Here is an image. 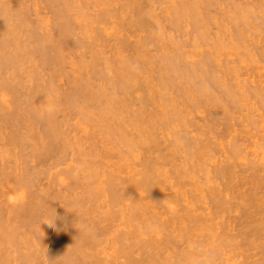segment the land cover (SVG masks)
I'll list each match as a JSON object with an SVG mask.
<instances>
[{"label":"rangeland","instance_id":"obj_1","mask_svg":"<svg viewBox=\"0 0 264 264\" xmlns=\"http://www.w3.org/2000/svg\"><path fill=\"white\" fill-rule=\"evenodd\" d=\"M8 1H10V2H8V6L11 5L12 3H13L12 5H14V6L11 5L12 7L9 6L8 8H9V11L11 10L10 15L14 17L15 22H16V20H19V19H21V20L25 19L26 20L29 17L28 19L30 21L27 20L26 22H28V23L24 22L25 27H24V25H21V23H20L21 21L18 23H20V25L22 27H24L25 32H26L27 28L28 29L34 28V31L36 30L39 36L43 33V35H41V36H43V38L46 37L45 39H47L44 42V44L48 40L49 41L52 40L51 42L46 43L45 45L47 46V44H51L50 46L49 45L48 46L49 47L54 46L55 50L52 49V52L54 50L53 54L56 52L60 53L59 55L62 56V59L60 61L61 64L58 67L56 65L55 66L51 65V68H50V66L44 65V63H42V61L39 60L40 59V53L35 51L34 48L32 49L33 46L31 47V45H30L29 47H27L28 50L24 48L26 51L24 49L21 51V54L23 56L25 54L26 57L22 61L24 63H22V62L19 63V65H20L19 68H17L18 66L16 64L17 69L13 68V69L8 70L5 68V70H7V71H5V70L0 71V80H5L8 82V79H7L8 77H9V80L10 79L12 80L13 77H15V78L17 77V79H14V80H17V81L21 80L22 81V82L21 81L19 82L20 84L21 83L22 84L19 87H17L19 90L16 92L17 96L15 93H13L14 92V91H12L13 89L11 91H9L10 90L9 87H8L9 90H7V87H1L0 86V90H1L0 91V103H1L0 104V110H2V112H3V113L0 112V117H1L0 118V124L3 125V123L6 122L7 124L6 123L5 124L8 126V122H7L8 120H6V119H8L7 114L9 116H11L12 111L15 112L16 110H19L16 112L20 113V111H21L22 114L23 113L26 114V115L23 114V116H22V114L20 113L18 116L17 115H16V117L14 116L15 119L19 118L20 115L22 117H24V118L20 117L19 121H18V119L17 120L14 119L15 121H18L17 124L20 125L19 127L17 126V128L15 126L16 122H14V126H10V125L8 127L6 125H4L5 127L0 126V128L2 127V129L0 130L2 133L0 132V135L3 134V137H4L5 135H7L5 133H10L9 131H11L12 129H14V130L16 129L15 130L16 132L13 130L14 133H16V135L19 132L18 133L19 135L22 134L24 136V134H26L28 131H33L34 130L33 128H35V130L38 128L37 130L38 131L40 130L38 133L41 134V135H39V134L35 135L33 133L34 135L32 134V136H31V133L29 132L30 134H28V136H26V135L24 137H22V135L20 136V140L18 141V142H20L19 144H16L18 142H16V143L14 142V143H10V144H8V142H7V143H5L6 145L4 144L6 147L4 148V146H3L4 149H1L2 145L0 147V149L3 150V152H4V153L2 152L4 157L2 155H0V167L5 166L4 167L5 170H6V168H8L7 170L9 172L10 171L12 172L14 169L12 174H11V172L9 174L5 173L6 175L3 174L4 177L2 175L1 176L2 181L0 180V193H1L0 194L1 195L0 196V198H1L0 199V203H1L0 207H2V208H0V213L3 214L2 218H4L2 220L6 221V216L8 214L11 215L10 213H11L12 209L14 208V206L18 203L19 199L25 198L26 196H29V194H30L31 196L34 195L36 197L35 199H33L36 202L38 201L37 199H39L40 201H44V204L46 203L45 204L46 206L50 202L49 205L53 204V206H54V204H55V206H56L55 209H57V207L60 208V206L62 208V209L61 208L57 209V211H59V213L57 211H55V213H53V214L59 216L56 219L57 222L55 220L56 223H55L54 227L50 226L54 220H52L48 216L47 213H51V211L48 210V211H46L47 215H43V216H40V217H37L34 219V223H36V224H32V226H30L28 228V229H30V231H28L26 229L27 227L26 228L25 227L20 228L19 236L21 235L24 238L29 237V239H26V240H24L22 238L23 241L25 243H27L26 241L27 240L29 241L31 239L32 240L30 242V244H31L34 240V242L32 244H34L35 247H36V244H38L37 246L40 247V251L42 250L41 249L42 248L41 246H43L42 244L52 240V236H53V239L54 238L55 239L56 238L62 239L64 237L68 238L73 234V231L77 228L75 231H79L80 229H81V231L87 230L85 232L88 233L89 235L92 234V235H90L91 238L93 237V235L95 237H97V239L95 237H93L94 238V239L92 238L93 240H91V238L89 237L90 238L89 240H91V242L89 241L90 242L89 246H91V244H92V246L91 247L85 246L83 248V254L85 255V253H87L86 255L89 254L88 256L89 257L91 256L90 259H89V257H87L89 261L85 257L87 262H90L91 259L94 260L96 257L97 258L99 257L101 260L104 258L105 262L104 261H102V262L105 264H108V262H109V264H176V263L177 264H185V263L186 264H231V263L235 264V261H237L238 259L235 261H234L235 258H233V260L232 259L229 260L230 258L226 259V260L224 259L231 254V253H229V255H227L228 250L225 251L227 254L225 252H224L225 254L219 253L218 256L221 254L219 257L218 256L213 257V256L209 255V254H212V252H211L212 247L214 248L216 243H218L217 241H219L218 238L216 240V237L214 235L220 229L216 228L214 230L213 228H211L213 231L212 232L211 229H208V230L205 229L204 230L203 228L200 229V227H198L199 229L198 228H196L195 230L193 229L192 232H190L191 231L190 230L188 232V233H190V235L189 234L186 235V233H184V226L188 222L187 219L189 218L188 217L189 216V210L195 209L193 211L194 212L193 214H197V212L200 214V212H202V210L204 208L203 205H205V206L208 205L207 203H204V201L208 202L207 201L209 199L208 196H211L210 187H211V185L212 186L214 185L213 187H216L220 181V179L217 177V175H213V174H215L216 171L212 170V169H215L214 166H216L221 161V159L223 161L226 151L228 152V150H230L229 148H231V145H232V144L231 145L229 144V143H231V138H230L231 134L232 135H233V133L238 134L239 132H242L241 130L252 131V129H253L252 127H251L252 129H250V126L248 127L245 125V124L250 125V121H249L250 117H251V120H252V117L253 118L255 117V120H256V118L258 120L264 119V99H262V98H264V88H262V90L259 88L257 90V88H255L256 87L255 85H259L261 83V86H262V84H264V81H262V80H264V64H262V63H264V60L261 61V59H260L259 61H256V59L258 60V55H257L258 52L256 50L264 51V20L260 19V17L262 18V16H264V3H262V2H264V0H259V1L258 0H256V1L255 0H211V1L210 0H203V1L202 0H197V1L192 0L193 5H191L192 4L191 0H184L185 2L182 0V3H181V0H153V1L152 0H139L140 4H138V6H139L142 14L144 13L146 16V17L144 16V19L146 18V20H144V21H146V23H144L145 24L144 26H143V24H139V23L135 22L136 21L135 19L138 18L136 16H138V13H139V12L137 13V11H135V10H139V9L138 8L135 9L136 7L132 8L129 5H127L128 2L130 3V0H119L120 2L118 0H109L110 2L109 1L107 2L106 0H105L106 2L103 0H97V1L91 0V1H95V2H91L90 0H88V1L87 0H73V1L72 0H66V1L55 0L57 2L59 1L58 4H56V2L54 3L53 0H51V1H53V3H51L50 1H47L48 4L45 2V0H41V1L36 0L37 2L35 0H31V1L30 0H13V2H11L12 0H8ZM32 1H33V3H31ZM178 1H180V2H178ZM194 1H196V3H195L196 8L194 6ZM257 1L259 4L257 3ZM15 2H16V4H14ZM25 2H26V7H25ZM34 2H36V4L38 6ZM49 2H50V4H49ZM64 2H66V3H64ZM103 2L106 3V5H108L110 7V8L107 7V9H115V10H113V12H110L112 10H108L109 12H107L106 8H105V10H104L105 12L103 15L104 17L102 16V18H99L103 14L101 12V11H103V8H104ZM85 3L86 4L88 3V4L86 5ZM107 3H109V4H107ZM121 3L124 5L122 6ZM185 3H187V4L189 3L188 5L186 4V6H187L186 12L184 11V15H186V16H184L183 14H182L183 16L182 15L176 16L177 15V13H176L177 8L179 6H181V4H183L185 6ZM21 4H22V7H21ZM66 4H67V6H65ZM198 4H199V6H197ZM16 5H17V7H16ZM53 5L56 7H53ZM115 5L118 6L117 7L118 9L112 8V6L114 7ZM174 5H176V7ZM18 6L20 9L18 8ZM44 6H46V7H44ZM173 6H174V9H173ZM191 6H194L195 10L198 11V12H195V10H194L195 15H199V14L201 15V16H198V20H200L201 22L198 20L196 22L195 20L192 19V17L193 18H196V17H194L193 14L191 13L190 8H193ZM15 7H16V11L14 9ZM71 7H73V8L71 9ZM77 7H79L80 9L79 8L77 9ZM123 7H124V9H123ZM22 8H23V12L21 11ZM55 8H56V10H55ZM65 8L66 9L69 8V11H67V12H73V13H69L72 17V19H70V28H71L70 34L68 32L65 35V36L69 37V39H67L65 41L71 42V40H72V43H71L72 45L69 44V42H67L66 45L64 44L65 42H62V45L65 46L63 48L61 43L58 44L56 41V39L58 40V42H59V39H61V41H62L64 38H62V36H63L62 31H60V30L57 31L58 29L55 26L56 25L55 13L59 10L60 11L64 10ZM119 8H120V12L118 13ZM198 8H199V10H198ZM13 9H14V11H13ZM35 9H37V10H35ZM70 9L72 11H70ZM38 10H39V12H38ZM174 10H175L176 14L174 13ZM114 11H116L117 14L114 13ZM21 12L22 13L26 12L27 14L26 13L22 14ZM34 12H36V13H34ZM86 12H87V14H85ZM121 12H123V13H121ZM39 13H40V15H38ZM46 13H47V15H45ZM109 13H110V15H109ZM133 13H134V15H133ZM187 13H188L189 17L187 16ZM13 14H15V16ZM97 14H99V15L101 14V15L99 16ZM111 14H112V16H111ZM154 14L156 15V17L154 16ZM44 16L47 17V18L45 17L47 20L45 18H43ZM97 16H98V18H97ZM134 16H135V18H132ZM202 16H203V18H202ZM13 17H12V19H13ZM21 17H23V18H21ZM32 17H33V19H32ZM93 17L94 18L96 17L97 19L96 18L94 19ZM49 18H52V19H49ZM78 18H79V20H78ZM200 18L203 20H201ZM43 19L46 21H43ZM90 19H92V20H90ZM191 19L193 20V22H191L192 21ZM34 20L36 23L34 22ZM71 20H72V22H71ZM73 20H75V22ZM251 21H252V23H251ZM260 21H262V22H260ZM54 22H55V24H54ZM78 22L79 23L81 22L80 23L81 25H78L79 24ZM85 22H87V23H85ZM198 22H200V23L204 22V23H202V25L200 27V26H198ZM22 23H23V21H22ZM44 23H45V25H43ZM200 23H199V25H200ZM253 23H254V25H253ZM35 24H37V26H38L37 28H36ZM41 24H42V27H41ZM53 24H54L55 28H54ZM148 24H149V26H148ZM196 24H197V26H196ZM125 25H127L128 27ZM249 25H250V27H249ZM79 26H81V27H79ZM101 26L103 28H101ZM131 26L133 27V29ZM88 27H89V29H87ZM99 29H100V31H99ZM59 32H61L62 34H60ZM129 32H130V34H129ZM56 33H58V34L56 35ZM91 33H93V34H91ZM50 34L53 37H51ZM150 34H152V35L150 36ZM59 35H61V36H59ZM69 35H71V37ZM94 35L97 36V39H96V36H94ZM99 35H100V37H99ZM58 36H59V39H58ZM65 36H63V37H65ZM92 36H94L93 37L94 39L92 38ZM22 38H23V36L21 37V39ZM86 39H88V41ZM91 39H93V40H91ZM104 40H105V42H104ZM128 40H129V42H128ZM140 42H142L144 44L146 43V44L145 45L143 44V47L142 48L140 47L141 49H138V50L136 49V51H137L136 52L135 48L140 45ZM253 42H255V43L257 42V44L254 45ZM103 43H105V44H103ZM260 43H262V44H260ZM53 44H56V45H53ZM120 44H122V45H120ZM131 44H132V46H131ZM100 45H101V47H98ZM135 45H137V46H135ZM172 45H173L172 48H174V49L171 48ZM56 46H58V48ZM121 46H125V47H121ZM256 46L257 47L259 46V47L256 48ZM60 48H61V50H60ZM114 48H115V50H114ZM175 49H177V50H175ZM245 49H246V51H245ZM254 49H255V51H254ZM124 50H126V51H124ZM178 50H180V51H178ZM140 53L142 54L143 57L141 56ZM205 53H207V54H205ZM33 54H34V56H33ZM100 54H101V56H100ZM104 54H107L108 56L104 55ZM210 54H211V56H210ZM241 54H243V55H241ZM38 55H39V57H37ZM136 55H138V56H136ZM165 55H168V56L170 55V56L168 57ZM174 55H175V57H174ZM98 56H99V59H97ZM122 56L125 57V58H123V60L121 58ZM163 56L166 57L165 59L172 58L174 60L173 63H174L175 67L173 66V64L170 63V61H167L168 59L166 60L167 63L164 62L165 59H163L164 58ZM177 56H179V57H177ZM106 57H110V58H106ZM127 57L129 58L131 63L129 62V60H128L129 63L127 62ZM147 57L149 60L147 59ZM181 58H183V59H181ZM201 58H202V60L200 61ZM203 58H204L205 62H204ZM210 58H212V59H210ZM254 58H255V60H254ZM117 59L118 60L121 59V60L117 61ZM132 59H134V60H132ZM208 59H210V60H208ZM89 60L94 61L93 64H94L95 69L94 68L91 69V67H93V66H91L92 63ZM142 61H143V63H142ZM210 61H211V63H209ZM86 62H89L88 63L89 65ZM95 62H97V63H95ZM108 62H110V64ZM202 62H204V63H202ZM214 62H216V63H214ZM70 63H72V64H70ZM163 63H165V64H163ZM178 63H180V64H178ZM98 64L101 66L99 67ZM108 64H109V66H108ZM112 64L115 66H113ZM122 64H124L125 66L123 65L124 66L123 67ZM193 64H195V65L193 66ZM29 65H31V67ZM146 65H147V67H146ZM158 65H159V67H158ZM180 65L182 67H180ZM184 65H187V66H184ZM205 65H207V66L209 65V67H207ZM255 65H256L257 69L255 68ZM111 66H113V67L109 68ZM171 66H172V69L170 70L169 68H171ZM62 67H63V69H60ZM141 67H143V68H141ZM201 67H203V68H201ZM204 67H207L208 71H207V68H204ZM234 67H236V68L234 69ZM247 67H249V68H247ZM134 68H136V69H134ZM213 68H215V69H213ZM14 69H16V70L19 69V70L17 72ZM24 69L26 70L25 72H24ZM32 69H33V71H32ZM53 69H54V71L57 70L58 72L57 71L54 72ZM115 69H117V70L119 69V70L116 71ZM159 69H160V71H158ZM228 69H231V70H228ZM255 69L257 72L255 71ZM39 70H41V71H39ZM64 70H66V71L64 72ZM95 70H96V75H95ZM110 70H111V72H110ZM127 70H129V73L131 75L128 74ZM144 70H146V71H144ZM154 70L156 71V73ZM184 70H187V72ZM132 71H134V73L137 75L135 76V74ZM142 71H143V73H142ZM198 71H200L201 74H199L200 72H198ZM217 71H220V72H217ZM248 71L251 73H249ZM63 72L65 73L64 75L66 76V78H64L65 76H63ZM98 72H99V74H98ZM103 72H104V74H103ZM126 72L128 74V75H126V77H129L127 79L125 77ZM152 72H154V73H152ZM182 72H186V74L182 73ZM209 72H211V73L209 74ZM215 72H217V73H215ZM91 73H92V75H91ZM158 73H160L161 75ZM164 73H166V74H164ZM179 73H180V75H179ZM188 73H189V75H188ZM10 74L12 75V77ZM14 74L16 76H14ZM102 74L105 76V78H104V76H102ZM106 74L107 75L110 74L112 76L109 75L107 77ZM121 74H123V75H121ZM170 74L171 75L173 74V76L171 77ZM182 74H184L185 77ZM258 74H259V77H258ZM1 75L3 77H1ZM21 75H22V77H21ZM50 75H55V79L57 77L56 80L54 79V82H57L59 85H57V83L53 82L52 87H51V84H52L51 83L50 87H47V89H44L43 87H45V85L47 86V81L49 82V79L52 78V77H50ZM57 75H60V76H57ZM100 75L102 78L100 77ZM162 75H166V77L165 76L163 77ZM70 76L72 79H70ZM93 76H94V78H93ZM137 76H138V78H137ZM191 76L194 78H191ZM221 76H223V77H221ZM131 77H133V79H131ZM36 78H38V79H36ZM116 78L118 81L116 80ZM135 78H137V80ZM183 78L184 79L186 78V79L183 80ZM221 78H222V80H221ZM22 79H24L26 81L23 82ZM77 79L81 83V85L78 84ZM108 79L109 80L111 79V80L109 81ZM123 79L125 82L127 81L126 83L128 85H130V87H132L133 90H130L129 88L125 87L127 84L124 83ZM178 79H180V80H178ZM191 79H192L193 83H192ZM248 79H249V81H248ZM259 79L260 80L262 79L261 80L262 82ZM66 80H70V81H66ZM103 80H104V82H103ZM139 80H141V81H139ZM153 80H154V82H151ZM172 80L175 82L177 81V82L174 83ZM220 80L223 83H225V85ZM251 80H256V81L258 80L259 82L257 81L258 82L257 83L255 81H253L254 84H252L250 82ZM129 81L134 82V83H130ZM167 81H169V82H167ZM187 81H189V83ZM194 81H196V83ZM115 82H117V83H115ZM122 82L124 83L125 86L122 84ZM203 82L207 83V84H204ZM72 83H74L75 85L76 84L79 85V88L77 87V89H78L77 91L73 90L72 87L74 84H72ZM163 83H167V84L170 83V84L165 85ZM184 83H186V84H184ZM55 84H56V88H55ZM121 84H122V86H121ZM150 84H152L151 87H150ZM156 84H157V86H156ZM176 84H178V85H176ZM195 84H196V86H195ZM208 84H209V86H208ZM40 85H41V87H40ZM117 85H120L121 87L117 86ZM140 85L142 86V88ZM188 85L190 86L189 88H188ZM219 85H222V86H219ZM241 85H242L243 90L241 87H239ZM23 86H24V88H23ZM66 86L70 87V89H67ZM135 86H140V87L136 88ZM133 87L135 88V91H134ZM175 87H176V89H174ZM197 87H198V89H197ZM248 87H250V88L248 89ZM53 88H55V89H53ZM61 88H64L65 90L64 89L62 90ZM87 88L90 90H87ZM208 88H209V90H207ZM217 88H219L220 90H218ZM221 88H223L225 90V92ZM98 89L100 91L102 90L101 95L96 94L97 99H96V97L94 99H92V97H90L91 93L95 94L94 92H96ZM146 89H147V91H146ZM160 89H161V91L159 92ZM182 89L184 90L183 92H185L187 94L183 93ZM202 89L205 90V92L202 91ZM252 89H256L259 92L254 90L255 94H253V91H250ZM37 90H41V91L43 90V94L41 91H37ZM84 90H85V92H84ZM143 90H144V93H142ZM151 90H152V92H151ZM179 90H180V92H179ZM228 90H230V91H228ZM22 91H24V92L22 93ZM25 91H26V93H25ZM36 91H37V93H35ZM64 91H67V93L66 92L64 93ZM69 91H70V94H69ZM78 91H80V92H78ZM154 91H155V93H154ZM197 91H198V93H197ZM207 91L208 92L212 91V92L208 93ZM241 91L242 92L245 91V93H242ZM249 91L252 93V95H251V93H249ZM20 92L23 95L22 94L20 95ZM38 92H40V93H38ZM77 92L80 94V96H78L79 94ZM199 92H201L202 94H200ZM231 92H233L234 94ZM73 93H74V96H76L75 98L74 97L71 98ZM131 93H133V94H131ZM163 93H164V95H163ZM24 94H26V95H24ZM41 94L43 95V97H42L43 102L45 100H47V101L49 100L48 104L50 103L51 106L54 107L56 110L55 115H57V118H56V116H55V118L58 119V121H59L58 126H59V123L61 124V127L60 126L59 127L57 126V127L59 128V130L63 129V131H60L61 134L59 133L60 136H62V137L58 136L59 134L55 133V135L58 136L59 140L57 139V137L55 138V136H54L53 139H55V140H52V141L55 142L58 140V142H57L58 144L54 143L55 144L54 146H56V144H57L58 145L57 147L62 146L63 149H61V151H58V150H56L58 148L53 147V149L55 148V152H54V150L52 151V153H54V154L51 156L48 155L49 158L46 156L47 155L46 154L45 158H44V159H46V157H47L48 159H46V160L42 159L44 157L43 156L44 154L41 155L42 157L40 156L41 158L39 157L38 159H40L42 161L39 162L40 160H38L37 158H33L34 157L33 153L31 155L30 152L34 151L33 150V149H35L34 147L37 148L39 146V145H37L38 144L37 142L40 141V139L41 140L44 139L43 138V132L41 133V129H40L43 126L41 127L40 122L39 123L35 122V124H33V123L32 124L36 125V126L32 127V130H30L31 129L30 127L33 125H30L31 123H29L30 126H28V124H26L28 121H26V120L29 117V116L27 117V113L29 112V108H32L35 110L38 109L39 111H42L40 109V107L42 109H46L47 102L46 103L44 102L45 103L44 104L41 101L42 100ZM58 94L61 95V97ZM144 94L149 100L144 96ZM167 94L169 95L168 97H166ZM191 94H192L193 98H192ZM19 95L22 97H20ZM44 95H45V97H44ZM183 95H184V97H183ZM208 95L212 96V97L214 95L215 96H214V98H212V97H208ZM232 95L233 96L235 95V97H233ZM247 95H248V97H247ZM23 96H25V97H23ZM55 96H56V99H55ZM98 96H99V98H98ZM110 96H111V98H110ZM181 96L183 98H181ZM190 96H191V99H190ZM258 96H259V99H258ZM64 97H66L67 101L65 100ZM67 97H69V98H67ZM232 97H233V99H232ZM145 98H146V100H145ZM150 98L151 99L153 98V99L151 100ZM167 98H169V99H167ZM205 98L209 102H207V100ZM57 99H58V105L56 106V104H57L56 100ZM73 99H74V101H73ZM116 100H118V101H116ZM123 100H124V102H123ZM140 100L142 102H140ZM159 100H161L162 102ZM17 101L18 102L21 101V102L17 103ZM53 101L56 103L54 106H53V104H54ZM136 101H138V102L135 103ZM148 101H150V103ZM151 101L152 102L156 101V102L152 103ZM23 102L25 103V105ZM103 102H104V104H103ZM119 102H122V105ZM159 102H161V103H159ZM211 102H213V103H211ZM219 102L220 103L223 102V103L220 104ZM110 103L112 104V106H110ZM167 103H169V104H167ZM218 103L220 105H218ZM13 104L15 106H13ZM144 104L146 105V107ZM19 105L21 106L22 109L20 108ZM164 105H166V106H164ZM193 105H195V106H193ZM221 105H223V106L220 107ZM48 106L50 107V105H48ZM175 106L177 109L174 108ZM34 107H36V108H34ZM118 107H120V108H118ZM3 108H4V110H3ZM17 108H19V109H17ZM106 108H107V110H106ZM169 108H171L170 111L168 110ZM108 109H109V111H108ZM147 109H148V111H147ZM160 109L162 110V112ZM178 109H180V110H178ZM25 110L28 112H26ZM113 110H115V111L113 112ZM139 110H142L141 112H143L142 113L143 116L140 115V117L137 116V118L135 117V119H134L133 118L134 117L133 115H135L134 112L137 111L136 112V114H137L140 112ZM210 110H212V111H210ZM228 110H230V111H228ZM104 111H106L107 113ZM150 111H152L153 113ZM200 111H202V112H200ZM224 111H225V113H224ZM157 112L162 113V114H159V113L157 114ZM164 112H166V115H164L165 114ZM198 112H199V114H198ZM230 112H231V114L233 113L234 115L232 114V116H231ZM4 113H6L7 118L5 117V115H2ZM62 113H63V115H62ZM177 113H179V114H177ZM200 113H201V115H200ZM184 114H185V116H184ZM210 114L211 115L213 114V115L211 116ZM228 114H229V116H228ZM1 115L5 118V120H1V119H4V118H2ZM158 115H160V116H158ZM163 115L167 116L169 119L164 117ZM64 116H65V118H64ZM131 116L133 119L131 118ZM157 116H158V118H157ZM205 116L206 117L208 116V117L206 118ZM247 116H248V118H247ZM127 117L129 120L127 119ZM59 118L61 120H59ZM239 118H241L243 120V122L240 121L241 119H239ZM23 119H25V120L23 121ZM130 119H132L133 121ZM158 119H160V120L158 121ZM135 120H137V121H135ZM142 120H144V123ZM211 120H213V121H211ZM247 120L249 121V123L247 122ZM113 121H114V123H112ZM124 121H125V123H124ZM147 121H148V123H147ZM234 121H236V122H234ZM29 122H32L30 120V118H29ZM141 122H142V124H141ZM189 122H191V123H189ZM23 123H25L26 126H28V128L25 126V124L23 125ZM223 123H226V124L223 125ZM188 124H189V126H188ZM21 125H23L24 127ZM63 125H65V126H63ZM134 126H135V129H134ZM147 126L152 127V128L149 127L152 130V132L150 131V129ZM245 126L247 128H249V130L246 129ZM6 128H9V129H6ZM117 128L119 129L120 132L117 131L118 130ZM199 128H200V130H199ZM242 128H244V129H242ZM64 129H66L67 131ZM233 129H235V130L233 131ZM5 130H7V131H5ZM25 130L26 131L28 130V131L26 133L24 132V134H23L22 132ZM37 130H36V133H37ZM136 130H138V133ZM204 130H206V131H204ZM228 131H230L229 134L227 133ZM253 132H254V129H253ZM65 133L68 135H66ZM223 133H224V135H223ZM237 134H235V136L239 135V137H241L240 136L241 133L238 135ZM120 135H122V136L120 137ZM134 135H136V136H134ZM209 135H211V136H209ZM138 136H140V137H138ZM122 137H123V139H122ZM239 137L236 138L237 139L236 142L240 144L244 140L241 141V139H239ZM37 138H39V139H37ZM67 138H69V139H67ZM144 138L147 142L144 140ZM218 138H221V139H218ZM229 138H230V140H229ZM1 139H2V136L0 137V142L4 143V140H1ZM131 139H133V140H131ZM136 139H137V141H136ZM156 139H157V141H156ZM180 139H181V141H180ZM205 140H206V142H205ZM133 141L135 144L133 143ZM138 141H140L141 143H138ZM149 141H150V143H149ZM5 142H6V140H5ZM39 143H42V141H40ZM144 143H146V144H144ZM147 143H148V145H147ZM199 143H202V144L207 143L208 146L206 149L208 152L207 151L205 152L206 149H203V148L200 149L201 152L199 149H195L194 147L198 146ZM249 143H250V141H247V140H246V142L244 141V143H241L240 145L242 147L239 145V147H241V150L239 149L241 151V153L238 150L239 153L236 154L237 157H236V155L234 156V160H235V158H238V156H240L237 161H240L239 163L242 165V167H243L244 162L246 163L249 161L248 159H250V158L254 159L255 151L253 153V149L251 148L252 144L250 145ZM64 144H66V145H64ZM195 144H197V145H195ZM14 145H16V146L19 145V146L16 147ZM244 145H245V147H244ZM22 148H23V150H22ZM17 149L19 151H17ZM59 150H60V148H59ZM154 150H155V152H154ZM190 150L193 152H191ZM7 151H9V153ZM247 152H248V154H247ZM6 153H8V154H6ZM19 153H21V154L18 155ZM26 153H27V157H26ZM196 153H198V154H196ZM159 155H161V157ZM220 155H223V156H220ZM255 155H256V153H255ZM14 156H16V157H14ZM13 158H14V162L12 161ZM240 158L241 159L244 158L245 160L244 159L241 160ZM255 158H256V156H255ZM33 159L34 160L37 159L38 162L34 161ZM16 160H18L17 164H16ZM161 160H162V162H160ZM185 160H187V161H185ZM183 161H185V162H183ZM180 162H182L184 164H182ZM36 163L38 164V166ZM147 163L151 164V166H150L151 168L146 167ZM239 163L237 166H235L236 167L235 169L239 168V166H240ZM26 164H28V166L30 164V166L28 168H26V169H28L27 170L28 175H27V173H24L25 170L23 169L24 167H27ZM39 164H40V167H39ZM55 164H57V165H55ZM213 164H216V165H213ZM10 165L13 168H11V167L9 168ZM31 165H33V166H31ZM47 165H49L50 167ZM51 165H53V166H51ZM45 166H46V168H45ZM180 166L183 168H181ZM177 167H180V169ZM185 167L188 169H186ZM139 168H140V170H139ZM32 169L34 171L36 170L38 172H36V171L34 172ZM137 169H138V171H137ZM175 169L176 170L182 169L181 173L182 172L183 173L181 174L182 175L181 177L180 176L177 177V175L175 174V172H176ZM147 170H149V171H147ZM213 171H215V172L213 173ZM32 172H34V173H32ZM144 172H145V174H144ZM153 172H154V174H152ZM186 172L188 173V175ZM173 173L175 174V176ZM184 173H185V175H187L186 177H183V176H185ZM10 174H11V177H10ZM22 174H24L26 179L33 174L32 177H30V178H31V182L34 181L33 182L34 184L30 185L26 182L27 184L23 183V185H22L21 183L19 184V182L18 183L16 181L14 182V180L17 179L16 177L20 176V175L22 177ZM130 175H131V177H130ZM144 175L146 177L148 175L147 178L149 180L152 179V180H154V182H156L158 184V188H157L158 190L156 189L157 191L153 192V191H150L149 189H147V186L145 185L146 183L144 181L146 178L143 179V182L139 181V179L141 180L142 177H145ZM7 176H9V177H7ZM14 176H16L15 179L12 178ZM37 176H38V178H37ZM128 177H129V179L130 178L131 179L129 180ZM206 177H207V179H206ZM8 178L9 179L12 178L10 180V182L12 181L13 184L10 187L7 186L8 185V182H7ZM18 178H20V177H18ZM32 178H33V180H32ZM211 179H213L214 182H212ZM3 180H4V182H3ZM119 182H121V184ZM171 182H172V184H171ZM198 182H199V185H198ZM208 182H210V183H208ZM204 183H206V185ZM124 184L127 186H125ZM28 186H29V188H28ZM124 186H125V188H123ZM161 187H162V189H160ZM204 187H205V189H204ZM195 189H197V190H195ZM29 190H31V192ZM35 190H38V191H35ZM114 190L116 193L114 192ZM200 190H201V192H200ZM194 191H196V193ZM51 192L53 193V195ZM192 192H193V194H192ZM40 193H41V195H40ZM113 193H115L116 195H113ZM162 193H164V194H162ZM201 193H203V195ZM57 194H58V197H56ZM154 195H155V198H154ZM192 195L193 196L196 195V197L195 196L193 197ZM206 195H207V197H206ZM50 197H51V200L49 199ZM154 199L156 200L155 202H154ZM46 200H49V201H46ZM77 201L79 204L77 203ZM194 201H195V203H194ZM200 202L202 204H200ZM197 203H199L200 206ZM140 204H141V206H140ZM194 204H196V206ZM201 205L203 208H201ZM53 206L51 205V207H53ZM69 207H71V208L69 209ZM189 207H191V209ZM7 208H8V212H7ZM72 209H76V211L73 212ZM135 209L137 210L136 213H135ZM200 209H202V210H200ZM9 210H11V211L9 212ZM69 210H70V213H69ZM185 210H186V212H185ZM206 210L209 211V209H206ZM206 210H205V212H206ZM60 211H61V213H60ZM202 213H204V210ZM134 214H136V215L134 216ZM173 217H174V219H173ZM184 218H185V220H184ZM78 219H79V221H78ZM217 219L220 220L221 218H217ZM35 220H36V222H35ZM47 220H49V222H47ZM66 220L67 221L70 220V222H67ZM4 221H2V222H4ZM174 222H175V224H174ZM184 223H185V225H184ZM67 224H69V225H67ZM75 224H77V225H75ZM40 225H42V226H40ZM69 226H71V227H69ZM82 226L84 229L80 228ZM179 226H180V228H179ZM33 227H35V228H33ZM67 227H69V228H67ZM85 227H86V229H85ZM178 229H180V230H178ZM181 229L183 230L182 232H181ZM23 230H27L28 233H25ZM88 230H89V232H88ZM21 231L23 232V234L25 233L26 235H22V233L20 234ZM48 231H49L50 235L47 234ZM52 231H54V234L52 233ZM70 231H72V232H70ZM90 232H93L96 235L93 233H90ZM170 232H171V234H170ZM51 234H53V235H51ZM65 234H67V235H65ZM19 236H16V237H19ZM21 236L19 237L20 241H18L20 243L17 242L18 238H16L15 242L13 239L12 243L10 241L9 244H8V241L5 242L6 244L2 243V246H4L3 248H6L7 252L8 251H11V252L14 251L12 253L10 252L9 254H7V252H6L7 256L8 255L11 256V259L13 257H18L17 254L19 255V253H21V254L26 253L25 251H31V249L34 248V246H33L32 248L30 247L31 249L26 250V248L29 246L26 247L25 243L22 242V240H21ZM45 237L47 238V240H45L46 239ZM170 240H171V242H170ZM93 241H95V242L93 243ZM158 242H159V244H158ZM0 244H1V242H0ZM7 245L10 247H8ZM18 247L21 251L20 250L18 251V249H17ZM86 247H87V249H86ZM21 248L25 249L24 252H23V249H21ZM151 248H153V249H151ZM193 248H194V250H193ZM15 249H17V250L15 251ZM37 249L38 248H36L35 250H37ZM179 249H182V250H179ZM84 250L87 252H85ZM91 250H93V251H91ZM0 252H2V251H0ZM38 252H39V250L36 251V253H38ZM220 252H222V250ZM97 253H99V254H97ZM182 253L183 254L185 253V254L182 256ZM35 255H37V254H35ZM95 255H97V256H95ZM9 256L7 257L8 260H9ZM92 256H94V257H92ZM100 256H102L103 258ZM2 258H3V256H2ZM37 258H38V256L36 257V260L34 263L37 264L38 262L39 263L43 262V260L41 258L40 259L38 258L39 261H37ZM4 259H5V257H4ZM11 259L9 261L7 260L9 264H10ZM13 261H15V260L13 259ZM13 261L11 262V264L15 263ZM17 261L19 262L18 259L16 260V263H17ZM22 264H25V263L23 262ZM26 264H27V262H26ZM42 264H44V263H42Z\"/></svg>","mask_w":264,"mask_h":264},{"label":"bare ground","instance_id":"obj_2","mask_svg":"<svg viewBox=\"0 0 264 264\" xmlns=\"http://www.w3.org/2000/svg\"><path fill=\"white\" fill-rule=\"evenodd\" d=\"M31 1V0H30ZM36 1V0H35ZM39 1H41V0H39ZM47 1H50L51 3H53V1H54V3L56 2V4H58V2L59 1H61V0H59L58 2L57 1H55V0H53V1H51V0H45V2L47 3ZM64 1H66V0H64ZM73 1V0H72ZM88 1V0H87ZM91 1V0H90ZM97 1V0H96ZM103 1H105V0H103ZM107 2L109 1V0H106ZM105 1V2H106ZM119 1V0H118ZM153 1V0H152ZM184 1V0H183ZM197 1V0H196ZM196 1H194V6L196 5L195 3H196ZM203 1V0H202ZM211 1V0H210ZM209 1V2H210ZM256 1V0H255ZM259 1V0H258ZM258 1H257V3H258ZM8 2H10V1H8V0H0V71L2 70H5V68L6 69H13V68H16V64H17V68H19V63L20 62H22L23 60H24V58L26 57L25 56V54H24V56L21 54V51L25 48V49H27V47H29L30 45H31V47H32V49L34 48L35 49V51H37L38 53H40V61H42V63H44V65H47V66H50V68H51V65H53V66H59L61 63H60V61H61V59H62V56H60L59 54L60 53H58V52H56V53H54L53 54V52H54V46H51V47H49L51 44H47V46L45 45L46 43H49V42H51L52 40H48L45 44H44V42L47 40V39H45L46 37H44L43 38V36H41V35H43V33L39 36L38 35V33H37V31L35 30L34 31V28L32 29H28L27 28V30H26V32H25V29H24V27H25V25H24V22L25 23H28V22H26L27 20H29L28 18L24 21L23 19L21 20V19H19V20H16V22H15V19H14V17L13 16H11L10 14H11V10L9 11V6H11V5H9L8 6ZM11 2H13V0L11 1ZM37 2V1H36ZM36 2H34L35 4H36ZM43 2V1H42ZM41 2V3H42ZM50 2H49V4H50ZM91 2H95V1H91ZM110 2V1H109ZM117 2V1H116ZM120 2V1H119ZM138 2V3H137ZM178 2H180V1H178ZM185 2V1H184ZM191 2H192V0H191ZM199 2V1H198ZM208 2V3H209ZM262 2V1H261ZM22 3V2H21ZM31 3H33V1L31 2ZM64 3H66V2H64ZM115 3V2H114ZM113 3V4H114ZM127 3V2H126ZM131 3V4H130ZM130 3L128 2V4L127 5H129L130 7H132V8H135V9H139V10H135V11H137V13H138V16H136V17H138L137 19H135L136 21V23H139V24H143V26L145 25L144 23H146V21H144V20H146V18L144 19V16H145V14L143 13L142 14V12H141V10H140V8H139V6H138V4H140L139 3V0L137 1V0H130ZM181 3H182V0H181ZM190 3V2H189ZM188 3V4H189ZM201 3V2H200ZM205 3V2H204ZM262 3H264V2H262ZM10 4V3H9ZM14 4H16V2L14 3ZM23 4V3H22ZM22 4H21V7H22ZM43 4V3H42ZM48 4V3H47ZM46 4V5H47ZM55 4V5H56ZM83 4V3H82ZM86 4V3H85ZM88 4V3H87ZM86 4V5H87ZM107 4H109V3H107ZM112 4V3H111ZM122 4V3H121ZM186 4L187 3H185V6L183 5V4H181V6H177L178 8H177V15L176 16H180V15H184V11L186 12V10H187V6H186ZM187 4V5H188ZM210 4V3H209ZM259 4V3H258ZM33 5V4H32ZM31 5V6H32ZM37 5V4H36ZM64 5V4H63ZM79 5V4H78ZM92 5V4H91ZM104 5V6H103ZM103 11H101L103 14L101 15V17H99V18H102V16L104 15V10H105V8H106V11L107 12H109L108 10H112V11H110V12H113V10H115V9H107V7H109L108 5H106V3H104L103 2ZM106 5V6H105ZM124 4H122V6H123ZM144 5V4H143ZM142 5V6H143ZM180 5V4H179ZM191 5H193V2H192V4ZM201 5V4H200ZM12 6H14V5H12ZM11 6V7H12ZM24 6V5H23ZM38 6V5H37ZM50 6V5H49ZM48 6V7H49ZM65 6H67V4L65 5ZM85 6V5H84ZM89 6V5H88ZM116 6V5H115ZM113 7L112 6V8H117L118 6H116V7ZM175 7H176V5H174ZM174 6H173V9H174ZM194 6H191V7H193V8H190L191 9V13L193 14V16L194 17H196V18H193L192 17V19L193 20H195L196 22H197V20H198V16H201L200 14L199 15H195V12H198V11H196L195 10V8H196V6H195V8H194ZM197 6H199V4L197 5ZM16 7H17V5H16ZM16 7L14 8L15 9V11H16ZM25 7H26V2H25ZM29 7V6H28ZM34 7V6H33ZM32 7V8H33ZM43 7V6H42ZM44 7H46V6H44ZM53 7H56V6H54L53 5ZM60 7V6H59ZM100 7V8H101ZM121 7V6H120ZM129 7V8H130ZM18 8H19V6H18ZM64 8V7H63ZM73 7H71V9H72ZM79 7H77V9H78ZM110 8V7H109ZM14 9H13V11H14ZM20 9V8H19ZM29 9V8H28ZM34 9V8H33ZM58 9V8H57ZM70 9V11H72ZM80 9V8H79ZM118 9V8H117ZM123 9H124V7H123ZM122 9V10H123ZM150 9V8H149ZM26 10V9H25ZM32 10V9H31ZM35 10H37V9H35ZM40 10V9H39ZM39 10H38V12H39ZM44 10V9H43ZM54 10V9H53ZM55 10H56V8H55ZM54 10V11H55ZM75 10V9H74ZM148 10V9H147ZM152 10V9H151ZM150 10V11H151ZM194 10H195V12H194ZM198 10H199V8H198ZM22 12H23V8H22V10H21ZM41 11V10H40ZM67 11H69V8H65L64 10H59V11H57L56 13H55V17H56V28L58 29L57 31H62V33L61 32H59L60 34H62L63 36H65L66 35V33H68L69 32V34H70V19H72V17H71V15L69 14V13H73V12H67ZM81 11V10H80ZM96 11V10H95ZM94 11V12H95ZM100 11V10H99ZM125 11V10H124ZM133 11V10H132ZM21 12V13H22ZM44 12V11H43ZM76 12V11H75ZM85 12V11H84ZM106 12V13H107ZM120 12V8H119V10H118V13ZM131 12V11H130ZM134 12V11H133ZM188 12V11H187ZM190 12V11H189ZM194 12V13H193ZM200 12V11H199ZM17 13V12H16ZM24 13H26V12H24ZM24 13H22V14H24ZM30 13V12H29ZM28 13V14H29ZM34 13H36V12H34ZM53 13V12H52ZM80 13V12H79ZM78 13V14H79ZM105 13V14H106ZM114 13H116V11H114ZM121 13H123V12H121ZM174 13H175V10H174ZM175 13V14H176ZM27 14V13H26ZM85 14H87V12L85 13ZM95 14V13H94ZM113 14V13H112ZM112 14H111V16H112ZM117 14V13H116ZM173 14V13H172ZM14 16H15V14H13ZM38 15H40V13L38 14ZM45 15H47V13L45 14ZM97 15H99V14H97ZM99 15V16H100ZM107 15V14H106ZM109 15H110V13H109ZM124 15V14H123ZM127 15V14H126ZM130 15V14H129ZM133 15H134V13H133ZM132 15V16H133ZM182 15V16H183ZM19 16V15H18ZM32 16V15H31ZM37 16V15H36ZM35 16V17H36ZM50 16V15H49ZM74 16V15H73ZM79 16V15H78ZM83 16V15H82ZM85 16V15H84ZM88 16V15H87ZM95 16V15H94ZM154 16L156 17V15L154 14ZM174 16V15H173ZM184 16H186V15H184ZM187 16H188V13H187ZM205 16V15H204ZM207 16V15H206ZM259 16V15H258ZM12 17H13V19H12ZM34 17V18H35ZM40 17V16H39ZM46 16H44L43 18H45ZM71 17V18H70ZM104 17V16H103ZM146 17V16H145ZM189 17V16H188ZM260 17V16H259ZM21 18H23V17H21ZM25 18V17H24ZM47 18V17H46ZM45 18V19H46ZM77 18V17H76ZM87 18V17H86ZM94 18V17H93ZM96 18V17H95ZM94 18V19H95ZM97 18H98V16H97ZM96 18V19H97ZM106 18V17H105ZM132 18H135V16L134 17H132ZM131 18V19H132ZM150 18V17H149ZM179 18V17H178ZM202 18H203V16H202ZM257 18V17H256ZM255 18V19H256ZM18 19V18H17ZM32 19H33V17H32ZM49 19H52V18H49ZM191 19V20H192ZM201 19V18H200ZM207 19V18H206ZM209 19V18H208ZM254 19V18H253ZM260 19H262V20H264V16H262V18L260 17ZM37 20V19H36ZM47 20V19H46ZM46 20H44L43 19V21H46ZM78 20H79V18H78ZM81 20V19H80ZM90 20H92V19H90ZM178 20V19H177ZM193 20L191 21V22H193ZM201 20H203V19H201ZM21 21V22H20ZM22 21H23V23H22ZM30 21V20H29ZM42 21V20H41ZM74 22H75V20H73ZM94 21V20H93ZM98 21V20H97ZM198 21H200V20H198ZM18 22H20L21 23V25H24V27H22L21 25H20V23H18ZM34 22H35V20H34ZM40 22V21H39ZM71 22H72V20H71ZM77 22V21H76ZM95 22V21H94ZM133 22V21H132ZM153 22V21H152ZM178 22V21H177ZM201 22V21H200ZM200 22H198V26H200L201 27V25H202V23H204V22H202V23H200ZM207 22V21H206ZM254 22V21H253ZM257 22V21H256ZM260 22H262V21H260ZM31 23V22H30ZM36 23V22H35ZM38 23V22H37ZM43 23V22H42ZM47 23V22H46ZM51 23V22H50ZM79 23V22H78ZM81 23V22H80ZM78 24V25H81V24ZM83 23V22H82ZM85 23H87V22H85ZM91 23V22H90ZM149 23V22H148ZM199 23H200V25H199ZM251 23H252V21H251ZM49 24V23H48ZM54 24H55V22H54ZM54 24H53V26H54ZM76 24V23H75ZM98 24V23H97ZM176 24V23H175ZM250 24V23H249ZM261 24V23H260ZM32 25V24H31ZM36 25V28L38 27L37 26V24H35ZM43 25H45V23L43 24ZM50 25V24H49ZM48 25V26H49ZM77 25V26H78ZM177 25V24H176ZM204 25V24H203ZM253 25H254V23H253ZM55 26H54V28H55ZM125 26H127V25H125ZM124 26V27H125ZM137 26V25H136ZM147 26V25H146ZM148 26H149V24H148ZM196 26H197V24H196ZM206 26V25H205ZM248 26V25H247ZM256 26V25H255ZM27 27V26H26ZM41 27H42V24H41ZM50 27V26H49ZM79 27H81V26H79ZM78 27V28H79ZM86 27V26H85ZM97 27V26H96ZM128 27V26H127ZM132 27V26H131ZM204 27V26H203ZM249 27H250V25H249ZM252 27V26H251ZM30 28V27H29ZM44 28V27H43ZM52 28V27H51ZM101 28H103L102 26H101ZM47 29V28H46ZM82 29V28H81ZM87 29H89V27L87 28ZM86 29V30H87ZM92 29V28H91ZM90 29V30H91ZM132 29H133V27H132ZM142 29V28H141ZM150 29V28H149ZM148 29V30H149ZM258 29V28H257ZM24 30V31H23ZM80 30V29H79ZM96 30V29H95ZM103 30V29H102ZM139 30V29H138ZM153 30V29H152ZM259 30V29H258ZM41 31V30H40ZM48 31V30H47ZM56 31V30H55ZM88 31V30H87ZM99 31H100V29H99ZM142 31V30H141ZM155 31V30H154ZM22 32V33H21ZM36 32V33H35ZM42 32V31H41ZM52 32V31H51ZM80 32V31H79ZM89 32V31H88ZM98 32V31H97ZM25 33V34H24ZM49 33V32H48ZM47 33V34H48ZM82 33V32H81ZM84 33V32H83ZM134 33V32H133ZM146 33V32H145ZM45 34V33H44ZM58 33H56V35H57ZM89 34V33H88ZM91 34H93V33H91ZM100 34V33H99ZM108 34V33H107ZM129 34H130V32H129ZM259 34V33H258ZM51 35V34H50ZM152 34H150V36H151ZM239 35V34H238ZM23 36V38L21 39V37ZM46 36V35H45ZM59 36H61V35H59ZM59 36H58V39H59ZM62 36V38H64L62 41H61V39H59V42H58V40L56 39V41H57V43L59 44V43H61V45H62V42H65L64 44L66 45V43L67 42H69V41H65V40H67V39H69V37H67V36H65V37H63ZM70 37H71V35H69ZM73 36V35H72ZM83 36V35H82ZM94 36H96V35H94ZM94 36H92V38L94 37ZM107 36V35H106ZM48 37V36H47ZM51 37H53L52 35H51ZM76 37V36H75ZM74 37V38H75ZM86 37V36H85ZM89 37V36H88ZM99 37H100V35H99ZM98 37V38H99ZM142 37V36H141ZM239 37V36H238ZM50 38V37H49ZM48 38V39H49ZM79 38V37H78ZM77 38V39H78ZM102 38V37H101ZM117 38V37H116ZM144 38V37H143ZM242 38V37H241ZM94 39V38H93ZM93 39H91V40H93ZM96 39H97V36H96ZM95 39V40H96ZM130 39V38H129ZM74 40V39H73ZM87 41H88V39H86ZM94 40V41H95ZM254 40V39H253ZM76 41V40H75ZM126 41V40H125ZM144 41V40H143ZM142 41V42H143ZM150 41V40H149ZM80 42V41H79ZM85 42V41H84ZM98 42V41H97ZM103 42V41H102ZM104 42H105V40H104ZM128 42H129V40H128ZM139 42V41H138ZM142 42H140V45L139 46H137V45H135V46H137L136 48H135V51H136V49L138 50V49H141L142 47H143V44L144 43H142ZM54 43V42H53ZM56 43V42H55ZM56 43V44H57ZM72 43V40H71V42H69V44H71ZM94 43V42H93ZM92 43V44H93ZM125 43V42H124ZM248 43V42H247ZM56 44H53V45H56ZM57 44V45H58ZM78 44V43H77ZM103 44H105V43H103ZM102 44V45H103ZM136 44V43H135ZM146 44V43H145ZM144 44V45H145ZM253 44L255 45V44H257V42L255 43V42H253ZM260 44H262V43H260ZM49 45V46H48ZM72 45V44H71ZM119 45V44H118ZM120 45H122V44H120ZM128 45V44H127ZM148 45V44H147ZM252 45V44H251ZM63 46V45H62ZM89 46V45H88ZM91 46V45H90ZM131 46H132V44H131ZM170 46V45H169ZM245 46V45H244ZM30 47V48H31ZM57 48H58V46H56ZM60 47V46H59ZM65 46H63V48H64ZM92 47V46H91ZM98 47H101V45L100 46H98ZM121 47H125V46H121ZM141 47V48H140ZM173 47V45L171 46V48ZM259 47V46H258ZM257 46H256V48H258ZM95 48V47H94ZM130 48V47H129ZM246 48V47H245ZM248 48V47H247ZM262 48V47H261ZM260 48V49H261ZM24 49V50H25ZM52 49H54L53 50V52H52ZM97 49V48H96ZM99 49V48H98ZM172 49H174V48H172ZM251 49V48H250ZM28 50V49H27ZM60 50H61V48H60ZM91 50V49H90ZM106 50V49H105ZM114 50H115V48H114ZM133 50V49H132ZM131 50V51H132ZM175 50H177V49H175ZM26 51V50H25ZM52 53H51V52ZM124 51H126V50H124ZM123 51V52H124ZM148 51V50H147ZM174 51V50H173ZM178 51H180V50H178ZM245 51H246V49H245ZM252 51V50H251ZM254 51H255V49H254ZM257 52H258V60L256 59V61H259L260 59H261V61L262 60H264V51H258V50H256ZM28 52V51H27ZM98 52V51H97ZM102 52V51H101ZM120 52V51H119ZM137 52V51H136ZM143 52V51H142ZM149 52V51H148ZM91 53V52H90ZM104 53V52H103ZM115 53V52H114ZM121 53V52H120ZM150 53V52H149ZM244 53V52H243ZM246 53V52H245ZM256 53V52H255ZM35 54V53H34ZM34 54H33V56H34ZM99 54V53H98ZM97 54V55H98ZM141 54V53H140ZM144 54V53H143ZM173 54V53H172ZM205 54H207V53H205ZM27 55V54H26ZM64 55V54H63ZM94 55V54H93ZM104 55H107V54H104ZM146 55V54H145ZM148 55V54H147ZM177 55V54H176ZM179 55V54H178ZM241 55H243V54H241ZM100 56H101V54H100ZM108 56V55H107ZM112 56V55H111ZM124 56V55H123ZM121 57L122 58V60H123V58H125V57ZM126 56V55H125ZM136 56H138V55H136ZM141 56H142V54H141ZM154 56V55H153ZM165 56H168V55H165ZM165 56H163L164 58L163 59H165L166 57ZM170 56V55H169ZM168 56V57H169ZM181 56V55H180ZM210 56H211V54H210ZM214 56V55H213ZM36 57V56H35ZM37 57H39V55L37 56ZM95 57V56H94ZM93 57V58H94ZM143 57V56H142ZM161 57V56H160ZM173 57V56H172ZM174 57H175V55H174ZM177 57H179V56H177ZM242 57V56H241ZM101 58V57H100ZM103 58V57H102ZM106 58H110V57H106ZM135 58V57H134ZM146 58V57H145ZM150 58V57H149ZM205 58V57H204ZM204 58H203V60H204ZM97 59H99V56H98V58ZM136 59V58H135ZM147 59H148V57H147ZM168 59V60H167ZM167 59H165V61L164 62H166V60L167 61H170V63L171 64H173V66H174V60L172 59V58H167ZM181 59H183V58H181ZM210 59H212V58H210ZM210 59H208V60H210ZM250 59V58H249ZM102 60V59H101ZM110 60V59H109ZM108 60V61H109ZM116 60V59H115ZM114 60V61H115ZM121 59H117V61H120ZM125 60V59H124ZM128 60H129V58L127 57V62H128ZM132 60H134V59H132ZM149 60V59H148ZM178 60V59H177ZM202 60V58L200 59V61ZM238 60V59H237ZM254 60H255V58H254ZM30 61V60H29ZM90 61V60H89ZM126 61V60H125ZM144 61V60H143ZM143 61H142V63H143ZM154 61V60H153ZM199 61V60H198ZM215 61V60H214ZM253 61V60H252ZM33 62V61H32ZM91 63H92V65L91 66H93V67H91V69L92 68H94L95 69V67H94V61H90ZM126 62V63H127ZM129 62H130V60H129ZM128 62V63H129ZM152 62V61H151ZM159 62V61H158ZM179 62V61H178ZM181 62V61H180ZM204 62H205V60H204ZM204 62H202V63H204ZM236 62V61H235ZM22 63H24V62H22ZM26 63V62H25ZM36 63V62H35ZM63 63V62H62ZM87 64L89 63V62H86ZM95 63H97V62H95ZM109 64H110V62H108ZM131 63V62H130ZM167 63V62H166ZM169 63V62H168ZM176 63V62H175ZM209 63H211V61L209 62ZM214 63H216V62H214ZM259 63V62H258ZM33 64V63H32ZM58 64V65H57ZM64 64V63H63ZM62 64V65H63ZM70 64H72V63H70ZM80 64V63H79ZM78 64V65H79ZM107 64V63H106ZM109 64H108V66H109ZM125 64V63H124ZM124 64H122V66L124 65ZM139 64V63H138ZM163 64H165V63H163ZM170 64V65H171ZM177 64V63H176ZM178 64H180V63H178ZM183 64V63H182ZM188 64V63H187ZM192 64V63H191ZM190 64V65H191ZM208 64V63H207ZM256 64V63H255ZM261 64V63H260ZM262 64H264V63H262ZM61 65V66H62ZM65 65V64H64ZM63 65V66H64ZM89 65V64H88ZM97 65V64H96ZM99 65V64H98ZM113 65V64H112ZM121 65V64H120ZM119 65V66H120ZM148 65V64H147ZM147 65H146V67H147ZM162 65V64H161ZM169 65V64H168ZM195 64H193V66H194ZM197 65V64H196ZM211 65V64H210ZM249 65V64H248ZM30 67H31V65H29ZM80 66V65H79ZM86 66V65H85ZM101 65H99V67H100ZM113 66H115V65H113ZM113 66H111V67H109V68H112ZM125 66V65H124ZM123 66V67H124ZM127 66V65H126ZM137 66V65H136ZM135 66V67H136ZM144 66V65H143ZM149 66V65H148ZM166 66V65H165ZM184 66H187V65H184ZM205 66H207V65H205ZM213 66V65H212ZM26 67V66H25ZM76 67V66H75ZM74 67V68H75ZM88 67V66H87ZM121 67V66H120ZM134 67V66H133ZM158 67H159V65H158ZM164 67V66H163ZM167 67V66H166ZM175 67V66H174ZM173 67V68H174ZM178 67V66H177ZM180 67H182L181 65H180ZM189 67V66H188ZM207 67H209V65L207 66ZM207 67H204V68H207ZM217 67V66H216ZM262 67V66H261ZM16 68V69H17ZM36 68V67H35ZM39 68V67H38ZM42 68V67H41ZM48 68V67H47ZM86 68V67H85ZM141 68H143V67H141ZM140 68V69H141ZM162 68V67H161ZM160 68V69H161ZM169 68V67H168ZM179 68V67H178ZM177 68V69H178ZM192 68V67H191ZM201 68H203V67H201ZM222 68V67H221ZM236 67H234V69H235ZM247 68H249V67H247ZM255 68H256V65H255ZM16 69H14L15 71H17L18 72V70H16ZM31 69V68H30ZM44 69V68H43ZM42 69V70H43ZM60 69H63V67L62 68H60ZM121 69V68H120ZM126 69V68H125ZM133 69V68H132ZM131 69V70H132ZM134 69H136V68H134ZM160 69L158 70V71H160ZM170 70L172 69V66H171V68H169ZM213 69H215V68H213ZM224 69V68H223ZM257 69V68H256ZM256 69H255V71H256ZM259 69V68H258ZM50 70V69H49ZM116 71H118L117 69H115ZM124 70V69H123ZM122 70V71H123ZM175 70V69H174ZM179 70V69H178ZM204 70V69H203ZM218 70V69H217ZM227 70V69H226ZM228 70H231V69H228ZM247 70V69H246ZM5 71H7V70H5ZM11 71V70H10ZM13 71V70H12ZM26 70L24 69V72H25ZM28 71V70H27ZM32 71H33V69H32ZM39 71H41V70H39ZM53 71H54V69H53ZM55 71H57V70H55ZM54 71V72H55ZM61 71V70H60ZM59 71V72H60ZM66 70H64V72H65ZM76 71V70H75ZM83 71V70H82ZM109 71V70H108ZM113 71V70H112ZM121 71V70H120ZM119 71V72H120ZM126 71V70H125ZM128 71V74L129 75H131L130 73H129V70H127ZM135 71V70H134ZM134 71H132L133 73H134ZM144 71H146V70H144ZM155 71V70H154ZM167 71V70H166ZM184 71H186L187 72V70H184ZM205 71V70H204ZM203 71V72H204ZM207 71H208V68H207ZM214 71V70H213ZM251 71V70H250ZM253 71V70H252ZM50 72V71H49ZM58 72V71H57ZM63 72V76H65L64 73ZM70 72V71H69ZM94 72V71H93ZM110 72H111V70H110ZM109 72V73H110ZM162 72V71H161ZM186 72H182V73H185L186 74ZM193 72V71H192ZM198 72H200V71H198ZM217 72H220V71H217ZM217 72H215V73H217ZM224 72V71H223ZM226 72V71H225ZM245 72V71H244ZM249 72V71H248ZM254 72V71H253ZM257 72V71H256ZM12 73V72H11ZM14 73V72H13ZM16 73V72H15ZM39 73V72H38ZM61 73V72H60ZM59 73V74H60ZM72 73V72H71ZM80 73V72H79ZM90 73V72H89ZM101 73V72H100ZM115 73V72H114ZM124 73V72H123ZM132 73V74H133ZM138 73V72H137ZM142 73H143V71H142ZM152 73H154V72H152ZM155 73H156V71H155ZM172 73V72H171ZM176 73V72H175ZM181 73V72H180ZM180 73H179V75H180ZM191 73V72H190ZM211 72H209V74H210ZM214 73V72H213ZM243 73V72H242ZM249 73H251V72H249ZM4 74V73H3ZM40 74V73H39ZM43 74V73H42ZM49 74V73H48ZM56 74V73H55ZM94 74V73H93ZM98 74H99V72H98ZM103 74H104V72H103ZM102 74V76H104ZM127 74V72H126V74H125V77H126V75H128ZM135 74V73H134ZM139 74V73H138ZM141 74V73H140ZM158 74H160V73H158ZM164 74H166V73H164ZM192 74V73H191ZM190 74V75H191ZM199 74H201V72L199 73ZM207 74V73H206ZM205 74V75H206ZM228 74V73H227ZM231 74V73H230ZM237 74V73H236ZM253 74V73H252ZM251 74V75H252ZM11 75V74H10ZM44 75V74H43ZM42 75V76H43ZM91 75H92V73H91ZM95 75H96V70H95ZM107 75V74H106ZM110 75V74H109ZM109 75H107V77L109 76ZM121 75H123V74H121ZM137 74H135V76H136ZM142 75V74H141ZM157 75V74H156ZM161 75V74H160ZM169 75V74H168ZM182 75H184V74H182ZM188 75H189V73H188ZM196 75V74H195ZM204 75V76H205ZM212 75V74H211ZM217 75V74H216ZM222 75V74H221ZM244 75V74H243ZM14 76H16L15 74H14ZM24 76V75H23ZM34 76V75H33ZM39 76V75H38ZM41 76V77H42ZM54 76V77H53ZM57 76H60V75H57ZM73 76V75H72ZM77 76V75H76ZM80 76V75H79ZM98 76V75H97ZM110 76H112V75H110ZM119 76V75H118ZM133 76V75H132ZM145 76V75H144ZM163 77L165 76L166 77V75H162ZM170 76L172 77L173 76V74L171 75L170 74ZM169 76V77H170ZM177 76V75H176ZM197 76V75H196ZM215 76V75H214ZM220 76V75H219ZM248 76V75H247ZM1 77H3L2 75H1ZM5 77V76H4ZM11 77H12V75H11ZM21 77H22V75H21ZM50 77H52V78H50L49 79V82L47 81V86L45 85V87H43L44 89H47V87H50V84H51V87L53 86V82H54V79H55V75H50ZM81 77V76H80ZM90 77V76H89ZM100 77H101V75H100ZM117 77V76H116ZM152 77V76H151ZM168 77V76H167ZM170 77V78H171ZM184 77H185V75H184ZM202 77V76H201ZM207 77V76H206ZM212 77V76H211ZM218 77V76H217ZM221 77H223V76H221ZM245 77V76H244ZM258 77H259V74H258ZM43 78V77H42ZM46 78V77H45ZM64 78H66V76L64 77ZM74 78V77H73ZM82 78V77H81ZM93 78H94V76H93ZM102 78V77H101ZM104 78H105V76H104ZM110 78V77H109ZM127 78H129V77H126V79ZM137 78H138V76H137ZM137 78H135L136 80H137ZM144 78V77H143ZM156 78V77H155ZM189 78V77H188ZM191 78H194V77H192L191 76ZM209 78V77H208ZM207 78V79H208ZM216 78V77H215ZM8 79V82L7 81H5V80H0L1 82H0V86L1 87H7V90H9V91H11L12 89V91H14L13 93H15L16 94V96H17V91H19L18 90V88L17 87H19L21 84L19 83L20 81H17V80H14V79H17V77L15 78V77H13L12 78V80L10 79L9 80V77L7 78ZM26 79V78H25ZM36 79H38V78H36ZM56 79H57V77H56ZM55 79V80H56ZM59 79V78H58ZM61 79V78H60ZM70 79H72L71 78V76H70ZM115 79V78H114ZM113 79V80H114ZM125 79V78H124ZM124 79H123V81H124ZM131 79H133V77H131ZM147 79V78H146ZM173 79V78H172ZM186 79V78H185ZM184 78H183V80H185ZM190 79V78H189ZM196 79V78H195ZM247 79V78H246ZM23 80V82H25L26 80H24V79H22ZM53 80V81H52ZM82 80V79H81ZM109 80V79H108ZM111 80V79H110ZM109 80V81H110ZM116 80H117V78H116ZM115 80V81H116ZM145 80V79H144ZM148 80V79H147ZM146 80V81H147ZM150 80V79H149ZM152 80V79H151ZM156 80V79H155ZM163 80V79H162ZM178 80H180V79H178ZM194 80V79H193ZM209 80V79H208ZM221 80H222V78H221ZM220 80V81H221ZM260 80V79H259ZM262 80V79H261ZM260 80V81H261ZM28 81V80H27ZM52 81V82H51ZM66 81H70V80H66ZM72 81V80H71ZM77 81H78V79H77ZM90 81V80H89ZM118 81V80H117ZM131 81V80H130ZM129 81V82H130ZM135 81V80H134ZM139 81H141V80H139ZM145 81V82H146ZM158 81V80H157ZM166 81V80H165ZM173 81V80H172ZM191 81H192V79H191ZM205 81V80H204ZM248 81H249V79H248ZM247 81V82H248ZM253 81H255V82H257L256 80H251L250 82L252 83V84H254L253 83ZM262 81H264V80H262ZM261 81V82H262ZM22 82V81H21ZM33 82V81H32ZM95 82V81H94ZM103 82H104V80H103ZM106 82V81H105ZM113 82V81H112ZM127 82V81H126ZM125 81H124V83L125 84H127ZM148 82V81H147ZM151 82H154V80L153 81H151ZM162 82V81H161ZM167 82H169V81H167ZM174 83H176L175 81H173ZM188 83H189V81H187ZM195 83H196V81H194ZM222 82V81H221ZM249 82V83H250ZM259 82V81H258ZM257 82V83H258ZM40 83V82H39ZM38 83V84H39ZM54 83H57V82H54ZM66 83V82H65ZM115 83H117V82H115ZM124 83L122 82V84L124 85ZM130 83H134V82H130ZM138 83V82H137ZM142 83V82H141ZM157 83V82H156ZM181 83V82H180ZM192 83H193V81H192ZM199 83V82H198ZM197 83V84H198ZM201 83V82H200ZM204 83V82H203ZM223 83V82H222ZM250 83V84H251ZM61 84V83H60ZM72 84H74V83H72ZM78 84H80L81 85V83L78 81ZM78 84H74L73 85V90H78L77 89V87L79 88V85ZM122 84H121V86H122ZM136 84V83H135ZM140 84V83H139ZM146 84V83H145ZM154 84V83H153ZM158 84V83H157ZM157 84H156V86H157ZM163 84H167V83H163ZM168 84H170V83H168ZM167 84V85H168ZM184 84H186V83H184ZM204 84H207V83H204ZM203 84V85H204ZM212 84V83H211ZM210 84V85H211ZM215 84V83H214ZM219 84V83H218ZM224 85H225V83H223ZM251 84V85H252ZM256 84V83H255ZM57 85H59L58 83H57ZM67 85V84H66ZM71 85V84H70ZM105 85V84H104ZM112 85V84H111ZM133 85V84H132ZM131 85V86H132ZM148 85V84H147ZM146 85V86H147ZM174 85V84H173ZM176 85H178V84H176ZM192 85V84H191ZM200 85V84H199ZM202 85V84H201ZM61 86V85H60ZM65 86V85H64ZM85 86V85H84ZM117 86H120V85H117ZM120 86V87H121ZM125 86V85H124ZM141 86V85H140ZM140 86H135L136 88L137 87H140ZM152 86V84H150V87ZM154 86V85H153ZM159 86V85H158ZM175 86V85H174ZM180 86V85H179ZM195 86H196V84H195ZM208 86H209V84H208ZM217 86V85H216ZM219 86H222V85H219ZM236 86V85H235ZM248 86V85H247ZM256 87L255 88H257V90H258V88L259 89H261L262 90V88H264V84H262V86H261V83L259 84V85H255ZM8 87H9V89H8ZM31 87V86H30ZM40 87H41V85H40ZM58 87V86H57ZM67 87V86H66ZM86 87V86H85ZM96 87V86H95ZM108 87V86H107ZM126 88H129L130 90H133L132 89V87H130V85H126L125 86ZM148 87V86H147ZM160 87V86H159ZM172 87V86H171ZM190 86L188 85V88H189ZM199 87V86H198ZM198 87H197V89H198ZM239 87H241L242 88V85L241 86H239ZM22 88V87H21ZM23 88H24V86H23ZM32 88V87H31ZM55 88H56V84H55ZM55 88H53V89H55ZM71 88V89H72ZM125 88V89H126ZM134 88V87H133ZM141 88H142V86H141ZM154 88V87H153ZM162 88V87H161ZM164 88V87H163ZM178 88V87H177ZM181 88V87H180ZM205 88V87H204ZM203 88V89H204ZM230 88V87H229ZM228 88V89H229ZM234 88V87H233ZM246 88V87H245ZM250 87H248V89H249ZM3 89V88H2ZM20 89V88H19ZM40 89V88H39ZM51 89V88H50ZM62 90L64 89V88H61ZM67 89H70V87H67ZM106 89V88H105ZM121 89V88H120ZM140 89V88H139ZM144 89V88H143ZM156 89V88H155ZM168 89V88H167ZM171 89V88H170ZM174 89H176V87L174 88ZM195 89V88H194ZM202 89V91H204L205 92V90H203ZM213 89V88H212ZM218 90H220L219 88H217ZM221 89H223V88H221ZM226 89V88H225ZM232 89V88H231ZM230 89V90H231ZM240 89V88H239ZM25 90V89H24ZM65 90V89H64ZM87 90H90V89H88L87 88ZM109 90V89H108ZM117 90V89H116ZM138 90V89H137ZM145 90V89H144ZM144 90H143V92L142 93H144ZM153 90V89H152ZM152 90H151V92H152ZM169 90V89H168ZM196 90V89H195ZM194 90V91H195ZM207 90H209V88L207 89ZM224 90V89H223ZM230 90H228V91H230ZM233 90V89H232ZM231 90V91H232ZM242 90H243V88H242ZM254 90H256V89H252V90H250V91H253V94H255L254 93ZM256 90V91H257ZM260 90V91H261ZM1 91V90H0ZM4 91V90H3ZM30 91V90H29ZM37 91H41V90H37ZM37 91L35 92V93H37ZM57 91V90H56ZM75 91V92H76ZM102 91V90H101ZM101 91L98 89L96 92H94L95 94H93V93H91V95H90V97H92V99H94L95 97H96V94L98 95V94H100L101 95ZM104 91V90H103ZM127 91V90H126ZM134 91H135V88H134ZM146 91H147V89H146ZM157 91V90H156ZM161 91V89L159 90V92ZM164 91V90H163ZM175 91V90H174ZM178 91V90H177ZM184 90L182 89V92H183ZM187 91V90H186ZM193 91V92H194ZM201 91V90H200ZM240 91V90H239ZM248 91V90H247ZM249 91V93H251ZM255 91V92H256ZM24 91H22V93H23ZM42 92V94H43V90L41 91ZM55 92V91H54ZM53 92V93H54ZM59 92V91H58ZM67 93V91H64V93ZM78 92H80V91H78ZM77 92V93H78ZM84 92H85V90H84ZM87 92V91H86ZM118 92V91H117ZM138 92V91H137ZM140 92V91H139ZM149 92V91H148ZM165 92V91H164ZM179 92H180V90H179ZM181 92V93H182ZM190 92V91H189ZM208 92V91H207ZM210 92H212V91H210ZM210 92H208V93H210ZM221 92V91H220ZM224 92H225V90H224ZM242 92V91H241ZM257 92H259V91H257ZM256 92V93H257ZM262 92V91H261ZM19 93V92H18ZM21 92H20V95L22 94ZM25 93H26V91H25ZM30 93V92H29ZM38 93H40V92H38ZM47 93V92H46ZM52 93V94H53ZM57 93V92H56ZM62 93V92H61ZM104 93V92H103ZM102 93V94H103ZM119 93V92H118ZM117 93V94H118ZM146 93V92H145ZM154 93H155V91H154ZM157 93V92H156ZM166 93V92H165ZM177 93V92H176ZM180 93V94H181ZM183 93H185V92H183ZM182 93V94H183ZM197 93H198V91H197ZM196 93V94H197ZM200 94H202L201 92H199ZM227 93V92H226ZM231 93H233V92H231ZM230 93V94H231ZM242 93H245V91L244 92H242ZM241 93V94H242ZM248 93V94H249ZM11 94V93H10ZM41 94V95H42ZM48 94V93H47ZM51 94V95H52ZM60 94V93H59ZM58 94V95H59ZM69 94H70V91H69ZM76 94V93H75ZM79 94V93H78ZM120 94V93H119ZM122 94V93H121ZM131 94H133V93H131ZM135 94V93H134ZM141 94V93H140ZM150 94V93H149ZM160 94V93H159ZM179 94V95H180ZM185 94H187V93H185ZM195 94V95H196ZM207 94V93H206ZM205 94V95H206ZM218 94V93H217ZM220 94V93H219ZM225 94V93H224ZM234 94V93H233ZM19 95V96H20ZM23 95V94H22ZM24 95H26V94H24ZM39 95V94H38ZM50 95V96H51ZM54 95V94H53ZM66 95V94H65ZM95 95V96H94ZM163 95H164V93H163ZM177 95V94H176ZM212 95V94H211ZM243 95V94H242ZM245 95V94H244ZM251 95H252V93H251ZM250 95V96H251ZM15 96V97H16ZM18 96V97H19ZM33 96V95H32ZM60 97H61V95H59ZM58 96V97H59ZM78 96H80V94L78 95ZM89 96V95H88ZM144 96H145V94H144ZM143 96V97H144ZM149 96V95H148ZM169 95L167 94L166 95V97H168ZM191 96H192V94H191ZM191 96H190V99H191ZM215 96V95H214ZM214 96L212 97V96H209L208 95V97H212V98H214ZM218 96V95H217ZM227 96V95H226ZM233 96V95H232ZM246 96V95H245ZM20 97H22V96H20ZM23 97H25V96H23ZM38 97V96H37ZM42 97H43V95L41 96V99H42ZM44 97H45V95H44ZM47 97V96H46ZM75 98L76 96H74V93H73V95H72V97L71 98ZM84 97V96H83ZM146 97V96H145ZM171 97V96H170ZM176 97V96H175ZM174 97V98H175ZM183 97H184V95H183ZM182 96H181V98H183ZM200 97V96H199ZM205 97V96H204ZM207 97V98H208ZM233 97H235V95L233 96ZM233 97H232V99H233ZM247 97H248V95H247ZM65 98V100L67 101V99H66V97H64ZM67 98H69V97H67ZM88 98V97H87ZM98 98H99V96H98ZM110 98H111V96H110ZM121 98V97H120ZM147 98V97H146ZM146 98H145V100H146ZM160 98V97H159ZM158 98V99H159ZM173 98V97H172ZM192 98H193V96H192ZM228 98V97H227ZM255 98V97H254ZM16 99V98H15ZM28 99V98H27ZM33 99V98H32ZM39 99V98H38ZM49 99V98H48ZM55 99H56V96H55ZM59 99V98H58ZM58 99L56 100V103L54 102V104H53V106L56 104V106L58 105ZM62 99V98H61ZM60 99V100H61ZM86 99V98H85ZM96 99H97V97H96ZM113 99V98H112ZM123 99V98H122ZM129 99V98H128ZM127 99V100H128ZM144 99V98H143ZM142 99V100H143ZM148 99V98H147ZM151 99V98H150ZM153 99V98H152ZM151 99V100H152ZM167 99H169V98H167ZM195 99V98H194ZM200 99V98H199ZM203 99V98H202ZM206 99V98H205ZM210 99V98H209ZM258 99H259V96H258ZM262 99H264V98H262ZM17 100V99H16ZM20 100V99H19ZM82 100V99H81ZM130 100V99H129ZM149 100V99H148ZM156 100V99H155ZM172 100V99H171ZM175 100V99H174ZM177 100V99H176ZM197 100V99H196ZM207 100V99H206ZM212 100V99H211ZM220 100V99H219ZM235 100V99H234ZM42 102H43V99L41 100ZM63 101V100H62ZM73 101H74V99H73ZM76 101V100H75ZM85 101V100H84ZM110 101V100H109ZM116 101H118V100H116ZM159 101H161V100H159ZM221 101V100H220ZM228 101V100H227ZM232 101V100H231ZM19 102H21V101H19ZM18 101H17V103H19ZM45 103L47 102V106L48 105H50V107L48 106H46V109H42L41 107H40V109L43 111H39L38 109H32V108H29V112L28 111H26V112H28L27 113V120L26 121H28L26 124H28V126H30V125H33V124H35V122H40L41 124V127L42 128H40L41 129V133L43 132V140H41L40 139V141H42V143H39L40 141H38L37 143V145H39L37 148L36 147H34L35 149H33L34 151L32 152H30L31 153V155H32V153H33V158H39L41 155H43L44 157L42 158V159H44L45 158V155L48 157V155L49 156H51V155H53L54 153H52V151L54 150V152H55V148H58V149H56V150H58V151H61V149H63V147L61 148V147H57L58 145V140H59V138H58V136H60V134H61V132L60 131H63V129L62 130H59V126L61 127V124L59 123V126H58V119H56L57 118V115H55L56 114V110H55V108L54 107H52L51 106V104L49 103L48 104V102H49V100L47 101V100H45L44 101ZM43 102V103H44ZM111 102V101H110ZM123 102H124V100H123ZM128 102V101H127ZM138 101H136L135 103H137ZM140 102H142L141 100H140ZM144 102V101H143ZM149 103H150V101H148ZM147 102V103H148ZM152 102V101H151ZM154 102H156V101H154ZM154 102H152V103H154ZM162 102V101H161ZM161 102H159V103H161ZM170 102V101H169ZM188 102V101H187ZM192 102V101H191ZM198 102V101H197ZM201 102V101H200ZM207 102H209L208 100H207ZM206 102V103H207ZM15 103V102H14ZM24 103V102H23ZM40 103V102H39ZM38 103V104H39ZM44 103V104H45ZM82 103V102H81ZM121 105H122V102H119ZM173 103V102H172ZM189 103V102H188ZM196 103V102H195ZM211 103H213V102H211ZM220 103V102H219ZM218 103V105H220L221 103H223V102H221L220 104ZM1 104V103H0ZM37 104V103H36ZM35 104V105H36ZM41 104V103H40ZM61 104V103H60ZM93 104V103H92ZM103 104H104V102H103ZM166 104V103H165ZM167 104H169V103H167ZM174 104V103H173ZM172 104V105H173ZM194 104V103H193ZM197 104V103H196ZM200 104V103H199ZM208 104V103H207ZM216 104V103H215ZM225 104V103H224ZM24 105H25V103H24ZM28 105V104H27ZM124 105V104H123ZM145 105V104H144ZM148 105V104H147ZM153 105V104H152ZM217 105V104H216ZM13 106H15L14 104H13ZM12 106V107H13ZM18 106V105H17ZM20 106V105H19ZM23 106V105H22ZM31 106V105H30ZM95 106V105H94ZM110 106H112V104L110 103ZM109 106V107H110ZM136 106V105H135ZM164 106H166V105H164ZM170 106V105H169ZM168 106V107H169ZM193 106H195V105H193ZM223 105H221L220 107H222ZM234 106V105H233ZM11 107V106H10ZM25 107V106H24ZM105 107V106H104ZM139 107V106H138ZM145 107H146V105H145ZM173 107V106H172ZM213 107V106H212ZM218 107V106H217ZM5 108V107H4ZM4 108H3V110H4ZM14 108V107H13ZM20 108H21V106H20ZM26 108V107H25ZM34 108H36V107H34ZM94 108V107H93ZM118 108H120V107H118ZM142 108V107H141ZM140 108V109H141ZM174 108H176V106L174 107ZM180 108V107H179ZM184 108V107H183ZM11 109V108H10ZM15 109V108H14ZM17 109H19V108H17ZM22 109V108H21ZM60 109V108H59ZM64 109V108H63ZM114 109V108H113ZM124 109V108H123ZM146 109V108H145ZM164 109V108H163ZM170 109L171 108H169L168 110L170 111ZM177 109V108H176ZM228 109V108H227ZM28 110V109H27ZM95 110V109H94ZM105 110V109H104ZM106 110H107V108H106ZM112 110V109H111ZM110 110V111H111ZM144 110V109H143ZM151 110V109H150ZM161 110V109H160ZM178 110H180V109H178ZM208 110V109H207ZM222 110V109H221ZM233 110V109H232ZM16 111H19V110H16ZM14 112V111H12L11 112V116H9L8 114H7V116H8V119H6V120H8L7 122H8V126L10 125V126H14V122H16L15 123V126H16V128H17V126L19 127L20 125L19 124H17V122L19 121V118L20 117H22L23 116V114H25V113H21V111H20V113L22 114V116L20 115V117L19 118H17L18 119V121H15V120H17V119H15L14 118V116L16 117V115L18 116L20 113H18V112ZM24 111V112H25ZM108 111H109V109H108ZM115 110H113V112H114ZM140 112L142 111V110H139ZM147 111H148V109H147ZM164 111V110H163ZM176 111V110H175ZM205 111V110H204ZM209 111V110H208ZM210 111H212V110H210ZM228 111H230V110H228ZM0 112H2V110H0ZM5 112V111H4ZM8 112V111H7ZM10 112V111H9ZM14 112V113H13ZM104 112H106V111H104ZM103 112V113H104ZM137 112V111H136ZM136 112H134V114L135 115H133L134 117V119H135V117L137 118V116H139L140 117V115H142V113L143 112H139V113H137L136 114ZM145 112V111H144ZM150 112H152V111H150ZM161 112H162V110H161ZM179 112V111H178ZM186 112V111H185ZM200 112H202V111H200ZM218 112V111H217ZM234 112V111H233ZM3 113V112H2ZM102 113V112H101ZM107 113V112H106ZM116 113V112H115ZM153 113V112H152ZM159 112H157V114H158ZM165 113V114H164ZM163 114L164 115H166V112H164ZM171 113V112H170ZM175 113V112H174ZM224 113H225V111H224ZM229 113V112H228ZM66 114V113H65ZM100 114V113H99ZM119 114V113H118ZM151 114V113H150ZM155 114V113H154ZM159 114H162V113H159ZM172 114V113H171ZM177 114H179V113H177ZM198 114H199V112H198ZM203 114V113H202ZM217 114V113H216ZM227 114V113H226ZM233 114V113H232ZM232 114H231V112H230V115L232 116ZM2 115H5V117L7 118V116H6V113H4V114H2ZM1 115V116H2ZM26 115V114H25ZM24 115V116H25ZM62 115H63V113H62ZM61 115V116H62ZM112 115V114H111ZM121 115V114H120ZM163 115V116H164ZM200 115H201V113H200ZM211 115V114H210ZM213 115V114H212ZM211 115V116H212ZM215 115V114H214ZM234 115V114H233ZM245 115V114H244ZM55 116H56V118H55ZM116 116V115H115ZM143 116V115H142ZM158 116H160V115H158ZM158 116H157V118H158ZM162 116V115H161ZM169 116V115H168ZM182 116V115H181ZM184 116H185V114H184ZM227 116V115H226ZM228 116H229V114H228ZM262 116V115H261ZM59 117V116H58ZM123 117V116H122ZM126 117V116H125ZM164 117H166V118H168L167 116H164ZM183 117V116H182ZM206 117V116H205ZM204 117V118H205ZM208 117V116H207ZM206 117V118H207ZM216 117V116H215ZM241 117V116H240ZM260 117V116H259ZM1 118V117H0ZM2 118H4L3 116H2ZM22 118H24V117H22ZM29 118H30V120L32 121V122H29ZM64 118H65V116H64ZM109 118V117H108ZM111 118V117H110ZM121 118V117H120ZM130 118V117H129ZM131 118H132V116H131ZM132 118V119H133ZM143 118V117H142ZM230 118V117H229ZM243 118V117H242ZM247 118H248V116H247ZM15 119V120H14ZM127 119H128V117H127ZM132 119H130V120H132ZM139 119V118H138ZM144 119V118H143ZM148 119V118H147ZM146 119V120H147ZM153 119V118H152ZM155 119V118H154ZM169 119V118H168ZM237 119V118H236ZM239 119H241V118H239ZM1 120H5V118L4 119H1ZM25 119H23V121H24ZM57 120V121H56ZM59 120H61L60 118H59ZM129 120V119H128ZM145 120V119H144ZM144 120H142L143 121V123H144ZM156 120V119H155ZM160 119H158V121H159ZM162 120V119H161ZM210 120V119H209ZM219 120V119H218ZM238 120V119H237ZM236 120V121H237ZM253 120V121H252ZM252 120H251V117L249 118V121H250V125H247V124H245L246 126H250V129H254V132H253V129H252V131H250L249 130V128H247L246 126V129H248L249 131H243V130H241L242 132H239L238 134H240V136L241 137H239V135L237 134V133H233V135L231 134V143H229L230 145H231V148H229L228 146V148L230 149V150H228V152L226 151V153H225V155H224V159H223V161H222V157L220 158L221 159V161L216 165V164H213V165H216V166H214V168L215 169H212V170H215V171H213V173L215 172V174H213V175H217V177L220 179V181H219V183L217 184V186L216 187H213L212 185H211V187H210V193H211V196H208V202H206V201H204V203H207L208 205H203V207H202V205H201V208H203V210H204V213H202L203 212V210L202 209H200V210H202V212H200V214L197 212V214H193L194 212V210L195 209H191V207H189L191 210H189V218L187 219L188 220V222L186 223V225H185V223H184V233H186V235L187 234H189L190 235V233H188L190 230V232H192L193 231V229L195 230L196 228H198V227H200V229H211V228H213L214 230L217 228V229H220L219 231H217V233H215V237H216V240H217V238L219 239V241H217L218 243H216V245H215V247L213 248L212 247V250H211V252H212V254H209V255H211V256H213V257H217L218 256V254L219 253H224L226 250H228V254L227 255H229V253H231L229 256H227L226 258H224L225 260L226 259H229V260H233V258H235L234 259V261L235 260H237V261H235V264H264V119H260V120H258L257 118H256V120H255V117L253 118L252 117ZM123 121V120H122ZM133 121V120H132ZM135 121H137V120H135ZM152 121V120H151ZM211 121H213V120H211ZM210 121V122H211ZM227 121V120H226ZM236 121H234V122H236ZM239 121V120H238ZM240 121H242L243 122V120L241 119ZM245 121V120H244ZM249 121L247 120V122L249 123ZM5 122V121H4ZM61 122V121H60ZM153 122V121H152ZM163 122V121H162ZM232 122V121H231ZM3 123V122H2ZM6 123V122H5ZM5 123H3V125L2 124H0V126H4V125H6ZM29 123H31L30 125H29ZM33 123V124H32ZM64 123V122H63ZM62 123V124H63ZM112 123H114V121L112 122ZM124 123H125V121H124ZM134 123V122H133ZM138 123V122H137ZM136 123V124H137ZM140 123V122H139ZM147 123H148V121H147ZM165 123V122H164ZM189 123H191V122H189ZM194 123V122H193ZM227 123V122H226ZM226 123H223V125L224 124H226ZM229 123V122H228ZM25 123H23V125H24ZM26 124H25V126H26ZM119 124V123H118ZM141 124H142V122H141ZM151 124V123H150ZM233 124V123H232ZM23 125H21V126H23ZM38 125V124H37ZM67 125V124H66ZM114 125V124H113ZM131 125V124H130ZM135 125V124H134ZM158 125V124H157ZM191 125V124H190ZM205 125V124H204ZM207 125V124H206ZM7 126V125H6ZM7 126V127H8ZM28 126H26L27 128H28ZM36 125H33V126H31L30 128V130H32V127H35ZM58 126V127H57ZM63 126H65V125H63ZM121 126V125H120ZM125 126V125H124ZM129 126V125H128ZM188 126H189V124H188ZM196 126V125H195ZM212 126V125H211ZM210 126V127H211ZM227 126V125H226ZM231 126V125H230ZM5 127V126H4ZM24 127V126H23ZM25 127V128H26ZM138 127V126H137ZM148 128L149 127H151V126H147ZM206 127V126H205ZM209 127V128H210ZM252 127V128H251ZM24 128V129H25ZM37 128V127H36ZM64 128V127H63ZM122 128V127H121ZM152 128V127H151ZM155 128V127H154ZM235 128V127H234ZM241 128V127H240ZM2 129V127L0 128V130ZM6 129H9V128H6ZM12 129V128H11ZM10 129V130H11ZM20 129V128H19ZM34 130H35V128H33ZM38 129V128H37ZM36 129V130H37ZM43 129V130H42ZM118 129V128H117ZM133 129V128H132ZM134 129H135V126H134ZM150 129V128H149ZM228 129V128H227ZM232 129V128H231ZM239 129V128H238ZM242 129H244V128H242ZM245 129V130H246ZM14 129H12L11 131H9L10 133H5V134H7V135H5L4 137H3V134H1L0 135V137L2 136V139L1 140H4V143L3 142H0L1 144H0V147H1V145H2V147H1V149H4L6 146V144L5 143H7L8 142V144H10V143H16V142H18L19 140H20V136L22 135H19L18 133H17V135H16V133H14V131L16 130H14ZM18 130V129H17ZM33 130V131H34ZM36 130L33 132V131H23L22 133L24 134V132L26 133V134H24V136L26 135V136H28V134H30L31 133V136H32V134L34 133L35 135L36 134H39V135H41L40 133H38L39 131L37 130V133H36ZM64 130H66V129H64ZM111 130V129H110ZM146 130V129H145ZM154 130V129H153ZM190 130V129H189ZM194 130V129H193ZM197 130V129H196ZM199 130H200V128H199ZM223 130V129H222ZM235 129H233V131H234ZM3 131V130H2ZM5 131H7V130H5ZM67 131V130H66ZM117 131H119V129L117 130ZM137 131V133H138V130H136ZM150 131L152 132V130L150 129ZM204 131H206V130H204ZM1 132V131H0ZM16 132V131H15ZM30 132V133H29ZM120 132V131H119ZM142 132V131H141ZM187 132V131H186ZM192 132V131H191ZM197 132V131H196ZM215 132V131H214ZM217 132V131H216ZM219 132V131H218ZM224 132V131H223ZM229 132L230 131H228L227 133L229 134ZM245 132V133H244ZM2 133V132H1ZM55 133L56 134H59L58 136L57 135H55ZM112 133V132H111ZM190 133V132H189ZM203 133V132H202ZM220 133V132H219ZM222 133V132H221ZM243 133V134H242ZM33 134V135H34ZM66 134V133H65ZM140 134V133H139ZM187 134V133H186ZM199 134V133H198ZM235 134H237L238 136H235ZM19 135V136H18ZM66 135H68V134H66ZM65 135V136H66ZM124 135V134H123ZM188 135V134H187ZM195 135V134H194ZM212 135V134H211ZM211 135H209V136H211ZM215 135V134H214ZM223 135H224V133H223ZM23 135H22V137H24ZM54 136H55V138L57 137V141H52V140H55V139H53L54 138ZM64 136V135H63ZM122 135H120V137H121ZM128 136V135H127ZM134 136H136V135H134ZM152 136V135H151ZM199 136V135H198ZM204 136V135H203ZM221 136V135H220ZM256 136V137H255ZM19 137V138H18ZM42 137V136H41ZM60 137H62V136H60ZM125 137V136H124ZM138 137H140V136H138ZM183 137V136H182ZM195 137V136H194ZM202 137V136H201ZM213 137V136H212ZM237 137H239V139H241V141H245L246 142V140L247 141H250V145H251V148L253 149V153H254V151H255V153H256V155H255V153H254V159L253 158H250V159H246L248 162H244V164H243V167H242V165L239 163L240 161H237L238 160V158L240 157V156H238V158H235V160H234V156L237 154V153H239L238 152V150L240 149L241 150V143H244V141L243 142H241L240 144L239 143H237L236 141H237ZM255 137V138H254ZM4 138V139H3ZM136 138V137H135ZM134 138V139H135ZM188 138V137H187ZM192 138V137H191ZM198 138V137H197ZM230 138H229V140H230ZM254 138V139H253ZM28 139V138H27ZM36 139V138H35ZM37 139H39V138H37ZM61 139V138H60ZM67 139H69V138H67ZM122 139H123V137H122ZM147 139V138H146ZM195 139V138H194ZM218 139H221V138H218ZM252 141H251V140ZM5 140H6V142H5ZM25 140V139H24ZM66 140V139H65ZM120 140V139H119ZM131 140H133V139H131ZM140 140V139H139ZM144 140H145V138H144ZM149 140V139H148ZM189 140V139H188ZM193 140V139H192ZM35 141V140H34ZM70 141V140H69ZM130 141V140H129ZM136 141H137V139H136ZM146 141V140H145ZM144 141V142H145ZM155 141V140H154ZM156 141H157V139H156ZM180 141H181V139H180ZM186 141V140H185ZM221 141V140H220ZM27 142V141H26ZM36 142V141H35ZM63 142V141H62ZM72 142V141H71ZM70 142V143H71ZM143 142V141H142ZM147 142V141H146ZM189 142V141H188ZM205 142H206V140H205ZM218 142V141H217ZM236 142V143H235ZM3 143V144H2ZM20 142H18V143H16V144H19ZM23 143V142H22ZM54 143H57L56 144V146H54L55 144ZM133 143H134V141H133ZM138 143H141L140 141H138ZM149 143H150V141H149ZM159 143V142H158ZM184 143V142H183ZM182 143V144H183ZM186 143V142H185ZM197 143V142H196ZM209 143V142H208ZM219 143V142H218ZM217 143V144H218ZM5 144V145H4ZM7 144V145H8ZM36 144V143H35ZM63 144V143H62ZM135 144V143H134ZM143 144V143H142ZM144 144H146V143H144ZM210 144V143H209ZM247 144V143H246ZM248 144V145H249ZM12 145V144H11ZM30 145V144H29ZM64 145H66V144H64ZM70 145V144H69ZM147 145H148V143H147ZM184 145V144H183ZM190 145V144H189ZM195 145H197V144H195ZM213 145V144H212ZM239 145L241 146V147H239ZM243 145V144H242ZM3 146H4V148H3ZM10 146V145H9ZM8 146V147H9ZM14 146H16V145H14ZM19 146V145H18ZM18 146H16V147H18ZM22 146V145H21ZM27 146V145H26ZM36 146V145H35ZM152 146V145H151ZM150 146V147H151ZM186 146V145H185ZM207 143H204V144H202V143H199L198 144V146H196V147H194L195 149H206L207 148ZM210 146V145H209ZM12 147V146H11ZM23 147V146H22ZM53 147H55L54 149H53ZM215 147V146H214ZM244 147H245V145H244ZM26 148V147H25ZM28 148V147H27ZM59 148H60V150H59ZM149 148V147H148ZM0 149V150H1ZM9 149V148H8ZM32 149V148H31ZM186 149V148H185ZM188 149V148H187ZM190 149V148H189ZM226 149V148H225ZM246 149V148H245ZM244 149V150H245ZM21 150V149H20ZM22 150H23V148H22ZM227 150V149H226ZM239 150V151H240ZM12 151V150H11ZM15 151V150H14ZM17 151H19L18 149H17ZM175 151V150H174ZM186 151V150H185ZM189 151V150H188ZM191 151V150H190ZM195 151V150H194ZM207 151V149L205 150V152ZM250 151V150H249ZM1 153H0V155H2L3 156V154H2V152H3V150H1L0 151ZM6 152V151H5ZM8 153H9V151H7ZM25 152V151H24ZM149 152V151H148ZM154 152H155V150H154ZM191 152H193V151H191ZM190 152V153H191ZM200 152H201V150H200ZM199 152V153H200ZM208 152V151H207ZM4 153V152H3ZM8 153H6V154H8ZM18 153V152H17ZM52 153V154H51ZM153 153V152H152ZM175 153V152H174ZM203 153V152H202ZM240 153H241V151H240ZM243 153V152H242ZM12 154V153H11ZM10 154V155H11ZM21 153H19L18 155H20ZM149 154V153H148ZM147 154V155H148ZM151 154V153H150ZM193 154V153H192ZM196 154H198V153H196ZM195 154V155H196ZM205 154V153H204ZM207 154V153H206ZM224 154V153H223ZM247 154H248V152H247ZM14 155V154H13ZM12 155V156H13ZM186 155V154H185ZM22 156V155H21ZM20 156V157H21ZM57 156V155H56ZM152 156V155H151ZM160 157H161V155H159ZM189 156V155H188ZM220 156H223V155H220ZM248 156V155H247ZM255 156H256V158H255ZM259 156V157H258ZM4 157V156H3ZM14 157H16V156H14ZM26 157H27V153H26ZM42 157V156H41ZM40 157V158H41ZM46 157V159H48ZM62 157V156H61ZM191 157V156H190ZM203 157V156H202ZM236 157H237V155H236ZM2 158V157H1ZM6 158V157H5ZM51 158V157H50ZM55 158V157H54ZM197 158V157H196ZM248 158V157H247ZM11 159V158H10ZM27 159V158H26ZM34 160V161H36V162H38V160H40V159H38V160ZM46 159H44V160H46ZM61 159V158H60ZM155 159V158H154ZM187 159V158H186ZM191 159V158H190ZM241 159V158H240ZM242 159H244V158H242ZM241 159V160H242ZM252 159V160H251ZM9 160V159H8ZM19 160V159H18ZM18 160H16V164H17V161ZM54 160V159H53ZM56 160V159H55ZM188 160V159H187ZM187 160H185V161H187ZM218 160V159H217ZM245 160V159H244ZM12 161L14 162V158L12 159ZM28 161V160H27ZM26 161V162H27ZM31 161V160H30ZM42 160H40L39 162H41ZM168 161V160H167ZM185 161H183V162H185ZM213 161V160H212ZM4 162V161H3ZM8 162V161H7ZM144 162V161H143ZM160 162H162V160L160 161ZM166 162V161H165ZM218 162V161H217ZM239 163V165L241 166H239V168L238 169H235L236 167L235 166H237L238 165V163ZM23 163V162H22ZM21 163V164H22ZM149 163V162H148ZM147 163V168L148 167H150L151 166V164H148ZM157 163V162H156ZM180 163H182V162H180ZM215 163V162H214ZM237 163V164H236ZM35 164V163H34ZM37 164V163H36ZM54 164V163H53ZM142 164V163H141ZM161 164V163H160ZM163 164V163H162ZM182 164H184V163H182ZM6 165V164H5ZM12 165V164H11ZM9 166V168L11 167V168H13L12 166ZM55 165H57V164H55ZM158 165V164H157ZM179 165V164H178ZM212 165V166H213ZM7 166V165H6ZM22 166V165H21ZM26 166L27 167H24L23 169L25 170H23L24 171V173H27V170L28 169H26V168H28L29 166H30V164H29V166H28V164H26ZM31 166H33V165H31ZM35 166V165H34ZM37 166H38V164H37ZM47 166H49V165H47ZM51 166H53V165H51ZM155 166V165H154ZM164 166V165H163ZM174 166V165H173ZM5 166H2V167H0V180L2 181V179H1V176L3 175V174H9L10 172L7 170L8 168H6V170H5V168H4ZM19 167V166H18ZM39 167H40V164H39ZM42 167V166H41ZM50 167V166H49ZM157 167V166H156ZM176 167V166H175ZM181 167V166H180ZM180 167H177V168H179L180 169ZM15 168V167H14ZM31 168V167H30ZM45 168H46V166H45ZM145 168V167H144ZM151 168V167H150ZM160 168V167H159ZM181 168H183V167H181ZM186 168V167H185ZM213 168V167H212ZM34 169V168H33ZM32 169V170H33ZM48 169V168H47ZM179 169H175V174L177 175V177L178 176H182L181 174L183 173H181V170H179ZM186 169H188V168H186ZM10 170V169H9ZM12 170V169H11ZM19 170V169H18ZM31 170V169H30ZM38 170V169H37ZM43 170V169H42ZM139 170H140V168H139ZM151 170V169H150ZM159 170V169H158ZM163 170V169H162ZM174 170V169H173ZM184 170V169H183ZM13 171H14V169H13ZM12 171V172H13ZM16 171V170H15ZM20 171V170H19ZM34 171V170H33ZM36 171V170H35ZM34 171V172H35ZM40 171V170H39ZM45 171V170H44ZM43 171V172H44ZM137 171H138V169H137ZM147 171H149V170H147ZM156 171V170H155ZM166 171V170H165ZM12 172H11V174H12ZM30 172V171H29ZM34 172H32V173H34ZM36 172H38V171H36ZM157 172V171H156ZM189 172V171H188ZM40 173V172H39ZM170 173V172H169ZM187 173V172H186ZM5 174V175H6ZM11 174H10V177H11ZM36 174V173H35ZM38 174V173H37ZM144 174H145V172H144ZM152 174H154V172L152 173ZM166 174V173H165ZM164 174V175H165ZM174 174V173H173ZM175 174H174V176H175ZM212 174V173H211ZM18 175V174H17ZM26 175V174H25ZM27 175H28V173H27ZM26 175V176H27ZM33 175V174H32ZM32 175L30 176V177H32ZM172 175V174H171ZM184 175H185V173H184ZM187 175H188V173H187ZM187 175H185V176H183V177H186ZM145 176V175H144ZM169 176V175H168ZM3 177H4V175H3ZM7 177H9V176H7ZM15 177L16 176H14V177H12L13 179H15ZM18 177H20V178H18ZM28 177V176H27ZM30 177H28L27 179L25 178V176H24V174H22V177H21V175L20 176H17L16 178L17 179H15L14 180V182L16 181L17 183L19 182V184L21 183L22 185H23V183L24 184H34L33 182L34 181H32L31 182V178ZM130 177H131V175H130ZM133 177V176H132ZM147 177H148V175H147ZM146 176L145 177H142L141 178V180L139 179V181L140 182H143V179H145L144 181H145V185L147 186V189H149L150 191H153V192H155V191H157L158 189V184L156 183V182H154V180H152V179H148ZM159 177V176H158ZM216 177V176H215ZM11 178V179H12ZM37 178H38V176H37ZM140 178V177H139ZM171 178V177H170ZM11 179H9L8 178V187H10L13 183H12V181L10 182V180ZM29 179V180H28ZM117 179V178H116ZM128 179H129V177H128ZM131 179V178H130ZM129 179V180H130ZM137 179V178H136ZM166 179V178H165ZM206 179H207V177H206ZM18 180V181H17ZM32 180H33V178H32ZM35 180V179H34ZM138 180V179H137ZM212 180V182H214L213 181V179H211ZM29 181V182H28ZM124 181V180H123ZM126 181V180H125ZM135 181V180H134ZM207 181V180H206ZM3 182H4V180H3ZM6 182V183H7ZM27 182V183H26ZM130 182V181H129ZM132 182V181H131ZM138 182V181H137ZM166 182V181H165ZM204 182V181H203ZM2 183V182H1ZM11 183V184H10ZM38 183V182H37ZM120 184H121V182H119ZM135 183V182H134ZM195 183V182H194ZM208 183H210V182H208ZM15 184V183H14ZM123 184V183H122ZM127 184V183H126ZM160 184V183H159ZM171 184H172V182H171ZM170 184V185H171ZM205 185H206V183H204ZM37 185V184H36ZM40 185V184H39ZM125 185V184H124ZM128 185V184H127ZM127 185H125V186H127ZM132 185V184H131ZM197 185V184H196ZM195 185V186H196ZM198 185H199V182H198ZM197 185V186H198ZM204 185V186H205ZM208 185V184H207ZM43 186V185H42ZM123 186V185H122ZM125 186L123 187V188H125ZM172 186V185H171ZM210 186V185H209ZM35 187V186H34ZM33 187V188H34ZM37 187V186H36ZM47 187V186H46ZM160 187V186H159ZM203 187V186H202ZM26 188V187H25ZM28 188H29V186H28ZM42 188V187H41ZM136 188V187H135ZM142 188V187H141ZM46 189V188H45ZM137 189V188H136ZM140 189V188H139ZM157 189V190H156ZM160 189H162V187L160 188ZM204 189H205V187H204ZM28 190V189H27ZM32 190V189H31ZM31 190H29L30 192H31ZM52 190V189H51ZM168 190V189H167ZM171 190V189H170ZM193 190V189H192ZM195 190H197V189H195ZM207 190V189H206ZM35 191H38V190H35ZM44 191V190H43ZM53 191V190H52ZM203 191V190H202ZM205 191V190H204ZM2 192V191H1ZM114 192H115V190H114ZM143 192V191H142ZM195 193H196V191H194ZM200 192H201V190H200ZM47 193V192H46ZM52 193V192H51ZM50 193V194H51ZM116 193V192H115ZM115 193H113V195H116ZM157 193V192H156ZM207 193V192H206ZM209 193V194H210ZM1 194V193H0ZM49 194V193H48ZM139 194V193H138ZM143 194V193H142ZM162 194H164V193H162ZM192 194H193V192H192ZM202 195H203V193H201ZM40 195H41V193H40ZM52 195H53V193H52ZM92 195V194H91ZM90 195V196H91ZM1 196V195H0ZM50 196V195H49ZM153 196V195H152ZM193 196V195H192ZM195 197H196V195H194ZM193 196V197H194ZM43 197V196H42ZM56 197H58V194L56 195ZM114 197V196H113ZM116 197V196H115ZM118 197V196H117ZM205 197V196H204ZM206 197H207V195H206ZM205 197V198H206ZM36 197L34 196V195H30L29 194V196H26L25 198H21V199H19V201H18V203L14 206V208L12 209V211L11 210H9V212L11 211V215H9L7 212H8V208H7V216H6V221H4V220H2V219H4V218H2V215L3 214H1L0 213V242H1V246H0V251H2V252H0V264H9L8 263V261L11 259V256H9V260L7 259V254H9L11 251H6V248H3L4 246H2V243H4V244H6L5 242H7L8 241V244H9V242L11 241V243H12V241H13V239H14V242L16 241V238H18L17 239V242L18 241H20L19 239V237L21 236H19V231H20V228L21 227H27L26 229L28 230V231H30V229H28L30 226H32V224H36V223H34V219L35 218H37V217H40V216H43V215H47L48 214V216L52 219V220H56L59 216H57V215H55V214H53V213H55V211H57V209H60L61 208V206H60V208H58L57 207V209H55L56 208V206H55V204H54V206H53V204H50L49 205V203H48V205L46 206L45 204H44V201H40L39 199H37L38 201L36 202L35 200H33V199H35ZM60 198V197H59ZM141 198V197H140ZM154 198H155V195H154ZM192 198V197H191ZM198 198V197H197ZM196 198V199H197ZM203 198V197H202ZM1 199V198H0ZM42 199V198H41ZM50 200H51V197L49 198ZM55 199V198H54ZM201 199V198H200ZM207 199V198H206ZM198 200V199H197ZM2 201V200H1ZM46 201H49V200H46ZM45 201V202H46ZM60 201V200H59ZM58 201V202H59ZM156 200L154 199V202H155ZM190 201V200H189ZM193 201V200H192ZM4 202V201H3ZM202 202V201H201ZM200 202V204H202ZM52 203V202H51ZM77 203H78V201H77ZM149 203V202H148ZM152 203V202H151ZM194 203H195V201H194ZM1 204V203H0ZM76 204V203H75ZM79 204V203H78ZM189 204V203H188ZM197 204H199V203H197ZM200 204H199V206H200ZM227 204V205H226ZM3 205V204H2ZM1 205V206H2ZM5 205V204H4ZM51 205L53 206V207H51ZM74 205V204H73ZM195 206H196V204H194ZM6 206V205H5ZM140 206H141V204H140ZM149 206V205H148ZM186 206V205H185ZM192 206V205H191ZM9 207V206H8ZM51 207V208H50ZM64 207V206H63ZM73 207V206H72ZM188 207V206H187ZM194 207V206H193ZM0 208H2V207H0ZM12 208V207H11ZM71 207H69V209H70ZM148 208V207H147ZM184 208V207H183ZM199 208V207H198ZM62 209V208H61ZM133 209V208H132ZM140 209V208H139ZM188 209V208H187ZM206 209H209V211L208 210H206ZM3 210V209H2ZM6 210V209H5ZM48 210H50L51 211V213H47L46 211H48ZM141 210V209H140ZM205 210H206V212H205ZM131 211V210H130ZM136 209H135V213H136ZM198 211V210H197ZM58 213H59V211H57ZM185 212H186V210H185ZM47 213V214H46ZM60 213H61V211H60ZM69 213H70V210H69ZM134 213V212H133ZM141 213V212H140ZM202 213V214H201ZM72 214V213H71ZM115 214V213H114ZM138 214V213H137ZM188 214V213H187ZM66 215V214H65ZM136 214H134V216H135ZM80 216V215H79ZM114 217V216H113ZM77 218V217H76ZM111 218V217H110ZM176 218V217H175ZM217 218H221L220 220L219 219H217ZM45 219V218H44ZM60 219V218H59ZM109 219V218H108ZM112 219V218H111ZM173 219H174V217H173ZM178 219V218H177ZM182 219V218H181ZM180 219V220H181ZM216 219V220H215ZM71 220V219H70ZM70 220L69 221H67V222H70ZM176 220V219H175ZM184 220H185V218H184ZM218 220V221H217ZM2 221H4V222H2ZM38 221V220H37ZM77 221V220H76ZM78 221H79V219H78ZM210 221V222H209ZM35 222H36V220H35ZM42 222V221H41ZM45 222V221H44ZM47 222H49V220H47ZM52 222V221H51ZM56 222H57V220H56ZM55 222V223H56ZM176 222V221H175ZM175 222H174V224H175ZM182 222V221H181ZM53 223V222H52ZM79 223V222H78ZM48 224V223H47ZM70 224V223H69ZM69 224H67V225H69ZM72 224V223H71ZM162 224V223H161ZM164 224V223H163ZM180 224V223H179ZM38 225V224H37ZM75 225H77V224H75ZM80 225V224H79ZM167 225V224H166ZM169 225V224H168ZM172 225V224H171ZM35 226V225H34ZM40 226H42V225H40ZM175 226V225H174ZM69 227H71V226H69ZM69 227H67V228H69ZM77 227V226H76ZM33 228H35V227H33ZM80 228H82V229H84L83 228V226L82 227H80ZM179 228H180V226H179ZM32 229V228H31ZM77 229V228H76ZM75 229V230H76ZM79 229V228H78ZM85 229H86V227H85ZM199 229V228H198ZM197 229V230H198ZM22 230V229H21ZM27 230H23L25 233H28V231ZM37 230V229H36ZM72 230V229H71ZM73 231V234L70 236V237H68V238H62V239H58V238H54L53 239V236H52V240H50V241H48V242H46V243H44V244H42L43 246H41L42 248V250L40 251V247H38L37 245L38 244H36V247H35V245L34 244H32L33 242H34V240H33V242L30 244V242L32 241L31 239L28 241H26L27 243H25L24 241H23V239L24 240H26V239H29V237H26V238H24L23 236H21V240H22V242H24L25 243V245H26V247L27 246H29V247H27L26 248V250L28 249H31L33 246H34V248H32L31 249V251H25L26 253H19V255L17 254V256L18 257H13L12 259H11V261H10V264H11V262L13 261V259L15 260V261H13V262H15L14 264H22L23 262L26 264V262H27V264H31L32 262V264H36V263H34L35 262V260H36V257L38 256V258L40 259L42 256V260H43V262H41V263H37V264H42V263H44V264H105V263H103L102 261H104V258L102 257V256H100V257H102L103 259L101 260L99 257L97 258H95L94 260H90V262H87V260H88V258L87 257H89L88 255H86L87 253H85V255L83 254V248L85 247V246H89V243L91 242V240H93L94 238L93 237H95L94 235H93V239L91 238V236L90 235H92V234H88V233H86L85 231H87V230H84V231H81V229L79 230V231ZM90 230V229H89ZM89 230H88V232H89ZM178 230H180V229H178ZM177 230V231H178ZM196 230V231H197ZM35 231V230H34ZM33 231V232H34ZM38 231V230H37ZM168 231V230H167ZM183 230L181 229V232H182ZM200 231V230H199ZM211 231H212V229H211ZM40 232V231H39ZM51 232V231H50ZM70 232H72V231H70ZM85 232V233H84ZM173 232V231H172ZM213 232V231H212ZM215 232V231H214ZM22 233V235H26L25 233L23 234V232L21 231L20 232V234ZM35 233V232H34ZM52 233L54 234V231H52ZM90 233H93V232H90ZM180 233V232H179ZM47 234H49V231L47 232ZM46 234V235H47ZM53 234H51V235H53ZM93 234H95V233H93ZM170 234H171V232H170ZM196 234V233H195ZM50 235V234H49ZM56 235V234H55ZM60 235V234H59ZM65 235H67V234H65ZM70 235V234H69ZM96 235V234H95ZM174 235V234H173ZM172 235V236H173ZM179 235V234H178ZM212 235V234H211ZM16 236H19V237H16ZM43 236V235H42ZM48 236V235H47ZM46 236V237H47ZM176 236V235H175ZM213 236V235H212ZM45 237V238H46ZM91 238V240H89L90 238ZM170 237V236H169ZM23 238V239H22ZM42 238V237H41ZM96 239H97V237H95ZM171 238V237H170ZM166 239V238H165ZM39 240V239H38ZM44 240V239H43ZM45 240H47V238L45 239ZM174 240V239H173ZM3 241V242H2ZM41 241V240H40ZM39 241V242H40ZM90 241V242H89ZM180 241V240H179ZM29 242V243H28ZM42 242V241H41ZM45 242V241H44ZM95 241H93V243H94ZM170 242H171V240H170ZM181 242V241H180ZM216 242V241H215ZM18 243H20V242H18ZM156 243V242H155ZM173 243V242H172ZM171 243V244H172ZM175 243V242H174ZM158 244H159V242H158ZM178 244V243H177ZM190 244V243H189ZM24 245V246H25ZM31 245V246H30ZM96 245V244H95ZM153 245V244H152ZM176 245V244H175ZM8 246V245H7ZM91 246H92V244H91ZM91 246H89V247H91ZM163 246V245H162ZM8 247H10V246H8ZM20 247V246H19ZM19 247L17 248L18 249V251L20 250L19 249ZM31 247V248H30ZM88 247V248H89ZM164 247V246H163ZM175 247V246H174ZM36 248H38L37 250H39V252L38 253H36V251L37 250H35ZM177 248V247H176ZM2 249V250H1ZM5 251H4V250ZM12 249V248H11ZM14 249V248H13ZM17 249H15V251L17 250ZM21 249H23V248H21ZM86 249H87V247H86ZM91 249V248H90ZM151 249H153V248H151ZM184 249V248H183ZM10 250V249H9ZM24 250L25 249H23V252H24ZM161 250V249H160ZM179 250H182V249H179ZM191 250V249H190ZM193 250H194V248H193ZM222 250V252H220ZM224 250V251H223ZM21 251V250H20ZM35 251V252H34ZM85 251V250H84ZM91 251H93V250H91ZM98 251V250H97ZM4 252V253H3ZM6 252H7V254H6ZM12 252H14V251H12ZM11 252V253H12ZM85 252H87V251H85ZM100 252V251H99ZM157 252V251H156ZM183 252V251H182ZM193 252V251H192ZM210 252V253H211ZM37 254V255H35V254ZM92 253V252H91ZM101 253V252H100ZM224 253V254H225ZM6 254V255H5ZM40 254V255H39ZM97 254H99V253H97ZM185 254V253H184ZM183 253H182V256L184 255ZM220 254V255H221ZM223 254V255H224ZM92 255V254H91ZM189 255V254H188ZM191 255V254H190ZM219 255V256H220ZM2 256H3V258H2ZM36 256V257H35ZM40 256V257H39ZM95 256H97V255H95ZM187 256V255H186ZM218 256V257H219ZM4 257H5V259H4ZM87 258V260H86V258ZM92 257H94V256H92ZM38 258H37V261H39L38 260ZM91 258V256L89 257V259ZM185 258V257H184ZM189 258V257H188ZM19 260V262L17 261V263H16V260ZM100 259V260H99ZM178 259V258H177ZM191 259V258H190ZM189 259V260H190ZM223 259V260H224ZM6 260V261H5ZM8 260V261H7ZM180 260V259H179ZM195 260V259H194ZM45 261V262H44ZM89 261V260H88ZM185 261V260H184ZM29 262V263H28ZM105 262V261H104ZM188 262V261H187ZM181 263V262H180ZM183 263V262H182ZM185 263V262H184ZM190 263V262H189ZM192 263V262H191ZM13 264V263H12ZM108 264H109V262H108ZM177 264V263H176ZM186 264V263H185ZM232 264V263H231Z\"/></svg>","mask_w":264,"mask_h":264},{"label":"clouds","instance_id":"obj_3","mask_svg":"<svg viewBox=\"0 0 264 264\" xmlns=\"http://www.w3.org/2000/svg\"><path fill=\"white\" fill-rule=\"evenodd\" d=\"M72 211L75 212L76 209H72ZM50 226H53V227L55 226V220L53 221V223Z\"/></svg>","mask_w":264,"mask_h":264}]
</instances>
